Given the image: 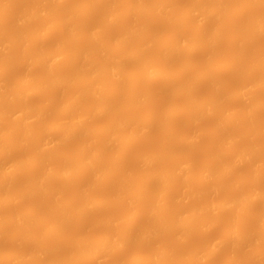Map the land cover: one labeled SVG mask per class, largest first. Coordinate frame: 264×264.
Masks as SVG:
<instances>
[{"label": "bare ground", "instance_id": "bare-ground-1", "mask_svg": "<svg viewBox=\"0 0 264 264\" xmlns=\"http://www.w3.org/2000/svg\"><path fill=\"white\" fill-rule=\"evenodd\" d=\"M8 1H9V3H8ZM8 1L6 2L5 0H0V8L1 9H2V7L6 8L8 6V4H10V6H12L15 3V0H13V2H14L13 4H12L11 0H8ZM32 1L33 2H29L30 10L28 12H26L27 10L25 9L26 11L23 10L25 13L23 11H19L17 13H20V15L17 13L13 14L14 18L17 16V18L14 19V20H16L15 22H16L17 26L14 25L15 22L13 23V22L9 21V20H11V19H9V17H11V16L13 17V15H10V14H12L11 9L13 8L14 5L12 7L8 6L10 8H6V9H8L9 14L4 9L5 12H3V14L1 13V15H0V23H2L1 24L2 26L0 25L1 26L0 27L1 28L0 29V57L3 55L0 58V62L2 63V65H0V68L2 66V68L0 69V123H2L3 120L5 123H7V122H10L9 120L14 121V119L16 120L15 123L16 124L18 123L16 129H14L15 128L14 126H16V125L13 126L14 128L11 127L12 131L7 130L9 128H7L6 126L4 127L0 124V126H2L3 128H6V129H2V127H0V194L1 193L3 194V196L0 200V210L3 211V209L6 208L5 207L6 204H9L7 206L16 205V204L18 205L23 200H31L32 198H34L39 193L40 194L46 193V195H48V196L41 195L42 196V198H41L40 195H37L35 198L39 204L36 207L29 209L27 211H24L22 213H20L21 211L19 212V210L22 208L19 209L16 207L15 211H12L10 213V215L7 214V216H9L7 218H5L6 214H5V216H3L4 213L0 211L3 214V215H1V213H0V231L5 228L6 224H8V226H11V224H12L13 227H11V228L12 229L14 228L12 234L14 233V235L11 234L12 237L10 235L9 242H10V240H11L10 244L12 242H14V243L21 242V241H19V239L22 240V236L24 235V233H30L31 223L36 222L38 220L39 213H40V207H41L40 205L44 202L43 199L45 200V198L47 197L46 199L49 200V201L47 200L48 203L52 199L53 200L50 203H54V201H56L55 203H57L59 201V199H58L59 195L58 194H60L61 191H59L60 193H57V192L53 193V191H58L59 189L56 188L57 190L56 189L52 190V188L56 187V186H53V184H58V183H53L57 176H61L64 178L63 179L60 177L61 180H64L63 184H65V182H66L68 186L70 184L72 185V186H69V187L66 186V187L70 188L71 191L73 190L74 192L73 191L72 192L77 197H74V199H73L74 195L72 193V196L70 197L71 199L69 198L70 200L68 199L67 203H65L66 201L64 203L61 202V206H60V203L59 204L57 203L59 207L56 206L57 204H55V203H54L53 207H50V206L47 207L46 206V209H48V211L50 210L49 214H50L51 218L48 216L49 214H48V211H46V209L43 210L44 213H41V214H45V212H47L46 215H43L44 217L43 216L42 217L44 219L45 218L47 219L46 216H48L49 219H51V220L53 219V221H50L48 219V221L47 220L44 221L45 223L43 221L40 222V223H44V227L45 226L46 227H45V229L44 228L42 229L44 231V233L41 231L43 233V235L41 237L31 238L32 241H38L41 243L40 248L36 252H34V254L24 253V252L18 251V250H17V252L13 251L11 253L8 252L5 254V252H6V249H5L4 253H3V251H1L3 254L2 253L0 254V264H32L33 262H31L30 259L34 255L37 257V259H38L37 261L46 257L47 255L48 256L51 255L52 258H51V260L49 259L50 261L47 264H62V263L65 264V262H66V264L67 263L68 264L69 263L77 264L80 262L81 258H83V259L86 258L87 260L88 259L90 260V259H93L92 257L97 258V257H99L97 255H100V258H97V259L99 260V262L102 261L101 259H103V263L98 262L99 264H104V263L110 264L107 261V259L109 260V257H108L109 253L111 255V256L110 255L109 256L112 257V255L114 256V254H115V252H113V251L117 250L116 252H118V250L119 251L124 250L123 248H126L127 246L133 245V244L137 245V243H138V247H140L139 248V250H140V249L144 248L146 246V244L149 245L151 240H153V239H154V241L158 240V239L163 240L166 237V235H165L166 232L171 231L170 229L173 230V231H171V233L175 232V234H177V235H181V234L187 232L186 238H188V236H189L188 234L190 233L189 231H190L191 227H192L191 231H194V229H195L194 226H196V225L198 227L202 228L203 230L208 231V228H210L209 226L213 225L217 221V219H218L217 216H221V215L229 212L228 214L231 215V217H234L233 216L234 214L236 217H239L238 215H240L241 216L240 218L234 219L235 218L234 217L233 219L238 220L239 222L240 221L242 222V219L244 217H246L247 214L249 215L251 213V210H249L251 207L253 208L256 206L259 209H260V207H264V188H263L264 186L263 187L260 186L261 184H257L258 187L255 184V187H257V188H252L253 190L250 189V190H252L251 193H250V190H244L245 188H243L242 191L244 193L242 192L238 195H236L237 194L236 193L233 196H232V193H230V195L228 194L229 196L228 195L224 196L222 198V200L220 199V201L215 199V197H216L215 195L218 193V191L221 188H223L224 186H226V185H224V183L225 182L228 183L227 179H225V178H227L231 174V172L236 171L238 169V168H236L237 166L240 167L241 165L245 164V162H248V161L250 162V159L253 156H256V157L259 156L260 160L256 164H254L256 161L253 163L254 168L252 170L254 172L252 171L253 174L251 173V175H250L251 177H253L252 179L253 180L257 179V180H259V182H261L260 180L263 179L262 178L263 175H261L262 176L261 177L260 174L263 173L262 169H264V145L262 143H259V145L260 144L261 145L258 146V143L255 142V146L256 147L258 146L257 148H255L254 144L251 143L252 142L251 141L250 142L251 145H250V143H248L246 146L244 145L242 148H244V147L245 148L242 150H239V149H241V147L238 148L236 145V143L238 141L235 142L236 141L235 139L238 140L239 138H237V137H238V135L240 137L241 133L239 130H237V131L235 130L237 128L234 129L233 123H238V122H234L235 120H237V118H233V117L236 116L235 114H237L238 111L236 110L237 111V113H236L235 109H232V108L227 109L224 107V105H221V102L223 103L225 98H226V95L222 96V94H221V93L224 94L225 92H223V90L225 91V89H226V85L224 83L220 82L221 78L219 80L218 79L219 77L213 76L216 74H210L211 76H209V75H207L208 73H206V71H204L205 69H202L203 71H199L198 72L199 74H197V76L191 82H190V80H188L189 83L184 84L183 87L181 86V88L178 89L180 91V93L188 92L187 96H189V97H187V101L183 106H181L179 104H176V105H179V106H176L175 103H174V105L173 104L170 105L169 102H166V103L164 102L163 104L166 105L165 107L163 104H161L160 107L158 106L159 109L158 108L153 109V110L149 109L150 111L148 109H146L150 105V103H152L153 101H156V99L158 100V98L162 97L163 95H164L163 97H167L168 96L167 93H169V96H170L171 95L170 91H172V95H173V90H172L173 88L171 85H170L171 87L168 86L169 84L167 83V82H170V84H171L173 79H175V77H172V73L170 74V72L172 70L171 69H170L171 71L169 70V68H171V67L173 68V66H171V65H173L172 64L173 60H175V62L176 61L178 62L180 60L179 56L182 53H185L189 57H193L197 52L198 53L208 52L205 54H207L208 56L211 57V52H209V51H211L212 49H215L218 41H220L219 39H221L220 36L222 37V35H221L222 29H224V26L227 25L225 22L224 16L228 15V12H230V11H231V13L233 12V15L229 13V16H226L228 18V21L231 23V26H233V27L229 28V30H225V33L226 32L230 33V31H231V33H233V34L230 33L233 37V39H231L232 40L231 44L233 42L235 45L239 46L240 49H242V52L244 51L245 47H243L244 45L242 46L241 44L245 43V41H247V40H248L247 42L249 43V41L253 40L252 38H254V37L263 36V34H264V13H263V15L257 14L259 12H253L252 13V12H250V10L252 9V6L254 3H255V5L260 6L259 8H261V9H262V7L264 8V0H242V2L244 3L243 6L246 9H244L243 6L239 4V3H242V2H240L241 0L240 1L239 0H231L232 2L231 1L229 2L228 0H189L190 2L191 1L192 2L189 4L187 3L189 6L186 5L185 8H187V6H188V8L187 9L184 8V10L185 11L187 10L186 12L189 14V16L191 14H193L195 16L197 15L196 18H197L198 23L196 24L197 30H196V28H194L195 31H193L195 35L192 37L189 35L190 37H188V38H187V35L183 36V34L180 35V33L177 35H172L174 32H170L168 30L169 26L171 28V27H174L176 25V27H178V28L179 27L184 28L185 27L184 25L188 24V21L187 22L185 21L186 18H183V20L185 21V24L183 25L184 21L182 20V18L179 17V15H178L179 12L177 10L180 7V5L178 6L179 2L176 0H167V1H162V0L161 1H158V0L155 1L154 0L153 4H150V2H152L150 0H149L150 2L148 0H138V1L137 0H135V1L125 0L127 2L125 4L123 3V5H126L127 3L128 4L124 7L121 6L122 4L121 5L119 4L120 1L118 3L115 2L116 0H82V2H81V0L80 1L79 0H74V1L71 0L72 3L70 2V0H38V2H36L37 0L36 1L32 0ZM34 1H35V3H34ZM237 1H239V3H237ZM5 2L8 4H6ZM76 2H79V3H76ZM161 2H163V3H161ZM164 2L165 3L167 2L168 4H172V5H169L170 8H168L167 3L165 5ZM233 2L237 3L236 6L234 3L235 7L234 6L232 7L230 5V4H233ZM156 3L158 5H159V3L162 5H159V6L154 5ZM175 3L177 4L178 7L176 6ZM68 4H70V5H68ZM118 4L121 7H119ZM238 4H239L240 9L237 6ZM174 5H175V7H174ZM155 6L157 9L155 8L156 10L154 11L153 7H155ZM162 6H166L167 9H164V7H162ZM247 6L249 7V10L247 9ZM159 7H160V9H159ZM117 8H119V11ZM121 8L124 10L127 18H128V16H130L129 19L124 18L125 21L122 19L123 15L125 17V14L120 12V11H122ZM232 8H236V10L235 9L233 10ZM237 8L239 9V11H237ZM241 8H242V10H241ZM158 9L160 11H157ZM230 9H232V10H230ZM148 10L152 11V12L149 11L151 14L154 11V13H158L159 16L160 15L162 16V17L160 16V18H161L160 21L164 20L163 23H165V24L161 23V24H163L162 28H164V29L157 28V26L155 28L158 30L153 28V26L151 28H148V26L150 27V25L153 24L150 21L151 18L149 20V17H151V14L148 13ZM175 10H177V11L174 12V15H173L172 13ZM247 10H248L250 16L252 14H254V15H252V17H249V14L246 13ZM10 11H11V13H10ZM103 11L104 12L107 11L105 15H103L104 14ZM236 11H237V13H234ZM100 12L102 13L103 17L101 16ZM183 12L181 13V15H183ZM244 13H246L248 16H246V14H244ZM148 14H149V17H148ZM175 14H177V15H175ZM238 14L240 17L237 16ZM8 15H9V17H8ZM97 15L100 16L101 18L97 17ZM136 15H138V16H136ZM119 16H121V18ZM131 16L135 17L133 19H136V17H137V19H139V20H136L135 24H130V22H131L130 20H132ZM140 16H141V18H140ZM176 16H178L182 21L180 19H179V21H178V19H175V18H178ZM183 16H185V13ZM143 17L145 18V20ZM238 17L241 19L242 18L244 19V20L242 19L243 20L242 23H241V19L237 20V19H239ZM247 17L249 20L247 19ZM5 18H7L9 20H7ZM102 18L105 19V22H106L105 26H104V21H103L104 19H102ZM222 18H224V19H222ZM232 18L235 20H233ZM3 19H5V20H3ZM41 19H42V21H41ZM83 19H85V20H83ZM214 19H215V21L218 20L217 21L218 23H220L219 22L220 19H222L224 21V22L221 21L220 24L216 23V24H218V27L220 25V27H222V28H217V26L215 25L216 27H214L212 29L209 28L210 31H206V29H208V28L206 27V29H204V26L205 25L207 26V23H209L210 21L211 22L214 21ZM245 19L248 21L246 22ZM14 20H11V21H14ZM99 20H101V22L103 23V24H101L102 26L98 25L100 22ZM174 20L178 21V23L177 22L175 23ZM5 21H6V24L8 22L12 23V25H10V23H9V25L11 27L10 29L4 28ZM81 21H82L83 25H81L82 24ZM121 21L123 22V24L117 25ZM234 21L237 22V24H235ZM44 22H46V23H44ZM243 23H244V25L247 23V25H245V28H243L244 26L242 27V25H241ZM124 24H125V26H127L126 28H124L125 27ZM128 24H129V26H128ZM170 24L171 25L175 24V25L171 26ZM40 25H43V26L39 27ZM110 25H111V27H110ZM115 25H117V27H120V28L122 26V28H121V29H123V31L121 30L122 33L120 31L119 34H118V32H116L115 35H112L110 29H112L113 27H114V29H117V27H115ZM164 25L167 26L166 29H165ZM12 26L17 27V29L16 28L14 29V30H17V33L12 31L13 30ZM35 26H36V28H34ZM247 26H248V29H246ZM19 27H20V29H19ZM37 27H39V28H37ZM104 27H106V29ZM159 27H161V26L159 25ZM3 28L5 29V31H7V33H5V31L3 33V30H4ZM85 28L87 29L88 32H86ZM152 28L155 30H152ZM81 29L82 30L84 29L85 31L83 30V32L84 33L86 32L87 34L86 33L83 34L81 32L82 31ZM100 29H104L106 31V33L104 34V32H105L104 30H103L104 32L98 31ZM18 30H20V32ZM164 30H167L168 32H170L169 35H168V32L166 33V31H164ZM96 31H98L99 33ZM112 31H114V30L112 29ZM178 31H180V30H177V32ZM100 32H101V34H100ZM182 32H183V29H182ZM11 33H13V34H11ZM50 33L51 34L53 33L51 36H55V35H57V33H58V35L59 34L60 35L61 34L66 35L65 37H64V35H61L62 39L61 38L59 39L61 42H59V40H58L59 44H57V42H56L55 44H57V45H55V44L53 45L54 50H53L52 46L50 48L49 46L47 47V45H45V44H47L46 42L48 41V38L50 37V35H49ZM192 33H191V35H192ZM9 34H10V36H9ZM4 35L5 36L7 35V37L9 36V38L6 37L7 38L6 39ZM85 35H87V36H85ZM97 35H102V36L104 35L103 36L104 38L101 36L100 37L101 39H100ZM105 35H107V36H105ZM109 35H110V38L108 37ZM67 36L71 38V39H69L70 41H73L72 45L68 41ZM226 36H227V33H226ZM111 37H114V39H112ZM29 39H30V41H29ZM50 39H51V37H50ZM63 39L67 40L69 43L63 42V41H65ZM31 40H32V42H31ZM27 41H29V43ZM54 41H56V40H54ZM17 42H20V43H17ZM30 42H31L32 46L28 47V44L31 45ZM108 42H109V44L112 43V44H110V46H111V48H113V51L110 48L109 44H107ZM14 43H15V45L19 44L18 45L19 51L17 49L14 50L16 52V54H14L15 52L12 50L14 48H17L16 46L14 47ZM22 43H23V45H22ZM34 44H35V46H34ZM132 44H134V45H132ZM20 45H22V46H20ZM212 45L213 46L215 45L214 48ZM106 46L108 49L106 48ZM20 47H21V50H20ZM226 47H227V45H226ZM47 48H49L50 51ZM209 48H211V50H208ZM233 48L235 49L234 46H233ZM51 49H52V51H51ZM109 49H111V51ZM223 49H224L223 55L228 54V52L227 53L225 52L226 48H223ZM46 50H48V52H46ZM263 50H259V51H261V53H259V55L257 54V56H259L258 57L259 59L257 58V60H256V58H255L256 61L250 60L249 61L250 64L247 63L248 61H246V62L243 61L244 54L242 55V54H240V51H238L239 53H237V54H238L240 59H236L234 62H233V60H234L233 59L232 61H230V63L227 62L225 64L224 63L222 64V62H221V64L217 67V69H218L217 71H220V72H222L221 70L224 71L225 69H229V71L231 69V72H232V70H234L233 71L234 73H232L233 77L236 75L235 71L237 72L238 67L242 68V69L239 68V71L237 72V75H236V76H238V74L240 73L239 78H241V76H242V80H240L238 77H236L239 79V80L238 79H236V80H238V83H239L238 85L240 86L241 90L239 89L236 93L233 91V93L230 94L231 95L230 98H233L232 100L237 102V103H240V104L243 103V104H246V106L249 105V107H248L249 110L246 107L245 112H243V114L240 117L241 119H243V120L245 119V120L250 122L249 126L251 128L249 126H246L247 128L249 127V131H250V132H248V135L245 134V133H247L248 129L246 130V127H245V129H244L245 131L243 130L244 134L249 136V137H252L249 133L254 134V132H252V131H255V134H256V130L258 128L260 130L261 129L260 126H262V125L264 126V124L261 125V123L259 122L255 128V124L259 121L258 117L256 116L257 113H255V112H258V111L260 112L261 109H262L261 111H264V101L260 100V98L262 97L261 96L262 94H260V92L264 91V51ZM66 52H68V54L70 52L72 53V55L70 54L72 56L71 57L72 60L66 56L67 54L66 55L64 54ZM209 53H210V55H209ZM246 53H247V51H246ZM11 54L14 55V57H15L14 60L12 59ZM15 55L18 56V58ZM231 55H232V53H231ZM28 56H30V58H32V59H30V61L28 59L29 58ZM208 56H207V58H210ZM241 56H242V58H241ZM61 57H63V60L61 59ZM64 58H65V60H64ZM177 58L179 60H177ZM235 58H237V57H235ZM15 59H17V60L15 61ZM245 59H247V57L244 58V60ZM68 60H69V63H67ZM64 61H65V63H67L66 66L70 64L69 67L71 68L73 66V68L71 70L65 69V71L60 70V72H59V70L55 71L54 70L55 68L59 69V68H57V66H60V65L65 66ZM251 61H254V62L251 63ZM175 62H174V64H175ZM177 62H176V64H177ZM155 65H158V67L160 66V68H162L164 66L163 69L166 67L164 69V70H166V73L168 71H170V72H168V74H165V71H163V69H162L161 72H163V74L160 72L158 73V71L156 72V70H155V68H156ZM199 65H201V64H199ZM168 66H170V67L167 68ZM129 67H132V68H129ZM127 68L132 69V70L128 73L125 71V70H127ZM14 70H16V71H14ZM19 70H20V72H22L24 70L22 72L21 76H19L20 78L18 77V75H20ZM157 70H158V68H157ZM251 70L255 71V74L253 73V75L255 77L252 75L253 71H251ZM12 71L14 73H18V72L19 73H18V75L17 74L13 75L14 73H12ZM127 71H129V70H127ZM180 71H181V69H180ZM185 71H187V69ZM200 72H205V73L200 74ZM241 73H244V76ZM256 73L259 74V75H257L258 78H256ZM11 74L13 75L14 80L18 77V79H16V82L12 81V82H14V84H12V82H9L11 79L13 80V78H11L12 77ZM228 74H229V72H228ZM233 74H235V75H233ZM250 74L252 75L251 77H250ZM124 77L129 78L128 79L129 81L126 80L127 81L126 86L123 87L122 80ZM245 77L249 78V79H247V81H246ZM7 78H9V79L7 80ZM145 78H146V80H149L150 83L154 82V80L156 81L158 79L159 80L163 79L168 84L167 87L163 86L162 91H164V93L163 94L161 93L162 96L156 95L155 93L151 92L152 87L146 89V87H145L146 85H145V81H144ZM201 78L205 79L206 82L208 84H210V87L213 86L212 88H214V93L211 92L210 93L211 96L209 94L207 96L208 98L206 97L207 99L205 98L202 100V102H198L201 100L198 99V97L196 96L197 95L196 93H194V94H196L194 96L193 92L195 91V89L197 90V88L199 86L198 84L200 83L199 80ZM250 78H251V80H250ZM252 78H255L254 79L255 81L252 80ZM124 79H126V78H124ZM234 79H235V77H234ZM236 80L235 81L233 80V82H235V84L237 83ZM244 80L246 81V83H247L246 85H248V86L245 85ZM248 80L253 81V82L250 83ZM239 81H242V82H239ZM142 82L144 84V85L142 84V86H144L143 88L140 84ZM9 83H11V85ZM150 83L148 86H150ZM240 83H242V84L244 83L242 86L244 88V85H245L246 88L242 89V86ZM69 87H71L70 88L71 90H72V88H74L73 89L74 93H71L70 97H68V99L66 98L64 100L65 102L61 101V106L59 109L60 111L58 110V115L56 116L57 120H55L53 123L49 120L48 121L51 123L47 122V119H50L48 117L50 116L51 112L53 111L52 110L53 107H55L56 106L55 104L59 103L58 101H60L63 98L62 96H64V95H62V94H65L66 93L65 91H67L69 89ZM122 88L124 90L126 89L125 90L126 93H125V91H122ZM157 88H159V87H157ZM201 88H202V86H201ZM212 88H211V90H212ZM236 88L238 89L239 87H236ZM73 90H72V92H73ZM121 91L124 92L123 95H122ZM46 92H49V93H46ZM150 92L154 96H156V97H154V98H156L155 100L152 97V94ZM175 92H178V91L175 90ZM195 92H197V91H195ZM44 93L49 95L48 96L49 98H47V100L41 101L42 103L40 105H39V102H35L33 100L32 97L34 95L37 98V96H40V94L45 95ZM204 93H206V92H204ZM258 93L260 95H258ZM169 96H168V98H169ZM258 96H260V97H258ZM30 97L32 100L30 99ZM196 97H197V99H196ZM257 97H258V100H260L261 102L257 101ZM263 98H264V95L261 99H263ZM242 101H244L245 103ZM62 102H63V104H62ZM10 103H11V105H10ZM13 103L16 105L13 106ZM167 103H168V105H167ZM144 104H145V106H144ZM230 104H231V102H230ZM238 105H237V107H239ZM14 107H16V108H14ZM161 107L162 108L164 107V108L161 111H158L161 109ZM196 107L198 109H196ZM225 109H227V110H225ZM256 109H259V110H256ZM139 110H141V111H139ZM246 110H247V113H246ZM127 111H132V112L128 113L129 116H127ZM222 111L227 112V114H229L228 118L219 117L220 112H222ZM49 112H50V114H49ZM141 112L143 115L141 114ZM181 114H185L186 116L189 117L188 118L189 120H188L187 117L185 116L186 117L185 118L186 124L189 123L190 121H192L190 123L193 124L194 120H195L194 124L198 123L197 122L198 120L204 119V118L208 119V116H209V118H211L212 115L214 114L215 116L213 115V117L214 118L216 117L215 119H217V117H218V119L216 120V121H218L217 122L218 124H216L217 126L215 125V128L217 127V129H215V132H217V134L219 133L218 134L219 137L217 139L220 141H217V142H220L219 146H222L221 145V143H222L223 147L227 143L226 146L228 148L221 147L220 150H217V153H215V154L212 153L213 154L212 158H214V160H216L217 162L214 160H211L210 163H206V164L202 163L205 168H203V166L201 167V169H203V170H202V172L200 171L201 173L198 175L199 177L197 176V178H199V180H201V182L203 184L197 179L198 180L197 183H200L201 186L199 185L200 187L199 188L197 187L196 192H194L195 189H194V191L191 192V195L193 196V198L197 197L196 200H200L201 198H199V197L200 196L204 197L206 195V193L208 192L207 193L208 195H206V196H208V198H209V195H212L216 201L213 200V197H212V199L209 198L211 200H208L209 203L207 202V204H205L206 205L205 206L203 204H200L199 201H197V203H195L196 202V200H195L194 204H192L191 206L196 207V206H194L196 204H197V206H199V204L201 206L194 208V209L187 208L188 210L184 211V212L181 209L182 207H180V210L182 211L181 214H179L177 216V214L175 212L176 218L174 219V223H173L175 227L173 226V224H170L171 222L170 223L167 222V226L165 227V229H162L163 223H166V222H165V219H163L164 216L162 214L160 215V213H162V211H165L164 208L167 207L166 205L171 203V201H169L170 198L168 199V197H170L169 195L171 194V192L174 189L175 181H173V180L174 179L175 180L182 179L184 182H186L187 178L189 176L191 177L192 173L194 176L192 175L191 180L194 179V177H195L194 167L191 170L190 167L192 165H191V162L189 161L190 159L192 160L193 156L191 158H187L189 160H187V159H185V160L184 159H174V158L172 159L173 155L170 156V154H171L170 151H172V150H169V149H170V147L172 149H176V147H172L171 145H173V144H171L170 142L163 144L164 145L163 149L166 148V150L168 148L166 144H168V146L170 145L168 148V150H169L168 152L170 154H168L167 151L163 150V149H162L163 153H161L162 155H157L156 154L157 151H155L156 153L154 154V152H152V150H150V151L144 150L145 151L144 152L142 149L140 151V154H139V152L136 154V156L138 158L135 157L136 162L138 160L137 164L139 163L138 167H136L137 171H139V172L140 171L143 172V170L151 171L152 170L151 168L153 167V165L151 166V164L156 165V162H157V165H158L159 162L156 161L158 159H160V161L162 163L164 162V164H166V161H167L168 166L164 165V164H162L160 166V164H161V162H160L159 166H158L159 169L157 171L160 172V170H161L160 168H163V167L166 168V170L162 169L161 170L162 172H160V173L155 171L156 172L155 175H152V173L154 174V171H152L151 174H149V172H148L149 175L144 174L146 171H144V173L139 174L140 178L143 176L141 181L139 180L140 178L137 181L139 183V185L141 184V186H138V187H141V188L137 187V191L133 190L131 192H130L131 188H129V187H131L130 183L133 184L134 180L136 181V179L138 177L132 178L133 175H130V174H129V176L128 175L125 176L126 173H123V172H121L119 174V172H120L119 170H121L119 167L121 165H123V167L125 165H127V164L124 165V162L127 161L126 158H129L127 153H128V151H130V147L132 148L133 145L139 139V138H137V136L140 137V135H143L144 137L143 136H141V137H143L142 139H145L146 135H150L152 133L151 131L152 130L154 131V128L159 130L160 127H161V130L163 129L162 131H163V133L165 132L166 135L172 134V132L175 130L174 126H176L173 124L172 121L174 120V118L176 116L181 115ZM244 114H245V116H244ZM47 115H48V117H47ZM161 115L164 116V119H163V116H161ZM231 116H233V117H231ZM136 117L137 118L140 117L142 119H136ZM243 117H245V118H243ZM253 117L255 118V120H253L254 119ZM94 118H97V119H94ZM6 119H8V121ZM88 119H90V120L92 119L91 121H97V120L101 121L102 120V123L104 122L103 125H105V124L106 125L104 128L100 129L103 126L101 123V125L98 126V127L101 126L99 128L100 130L98 129V127H96V128H93L91 131L86 126V123L89 121ZM233 119H234V121H232ZM105 120H107V121L105 122ZM162 120H164V122ZM251 122H252V124H251ZM34 123H35V125H34ZM190 123L187 125H191ZM262 123H264V121ZM253 124H254V126H253ZM196 125H198V124H196ZM235 125H237V124H235ZM198 126H200V125H198ZM202 126H203V124H202ZM257 126H259V127H257ZM253 127L256 130H254ZM229 128L231 130L233 129V132L227 130ZM201 129H203V128H201ZM263 129H264V127H263ZM195 130L198 131L199 129L195 128ZM86 131L88 132V134H86V135H89V132L90 133L92 132V136L97 135V134H98V136L100 135L99 138L97 137L99 140H101L104 137L105 140L104 139L103 140H104V142H106L105 146H103L104 143L101 146L95 145L97 143V141H99L98 139L95 140L93 138L94 140L91 139V141H92L91 142V141H89L90 139H88V136H87V140H85L86 137H84V136H86L85 135V133H87ZM95 131H97L96 134H95ZM222 131L226 132L227 134L222 133ZM229 132H231L230 133V136L232 135L231 137L228 136ZM55 133H58L59 135L56 134L55 137H52L53 136L52 134H55ZM185 133L183 134L185 137L182 136V137H184V139L180 140L181 144H179V143L178 144L180 145V147L182 146L183 150H184L183 146H186L185 150L189 151L190 147H191L190 149H192L193 146H195V143L197 145L200 142L202 135H200L201 137L199 136V134H201L200 130H199V132H197V133H199L198 135L194 134V135L198 136L199 138L194 136V135H190L188 133L186 135ZM236 133H238V134L236 135ZM11 134H12V136L14 135L13 137L19 138L16 141L15 145L5 144L6 141L9 140L10 137H12V136L9 137V135H11ZM220 134H223L222 137H224V138L226 137L225 135H227V137H226L227 141L225 144H224V140H226V139L223 138V141H221L222 137L220 136ZM234 134L237 137H234ZM49 135H52L51 137L53 139L55 138L54 141L58 140L59 142L56 141L54 143V141L53 142L51 141L52 139L49 140V138H50V137L48 138ZM77 136H79L78 138H80V139H77ZM168 136H170V135H168ZM209 136H211V135H209ZM6 137H8V138H6ZM75 137H76L77 141L73 140V138L75 139ZM35 138L41 139V143L36 145L35 152L31 151V154H30L31 156L28 157L29 154L26 156L27 158L25 156H15L16 153L19 152V150L16 151L17 149L25 150L27 148V147H22L23 145L28 144L27 145L28 148L32 147L33 145H31V144H32L33 140L31 143H29V142L31 139H35ZM57 138H60V139H57ZM81 138H82L83 142L81 141ZM13 139H15V138H13ZM198 139H199V141H198ZM3 140H5L4 141L5 143L3 142ZM71 140H73V141H71ZM74 141L78 142V144H80V145L78 146V144L77 143L75 144ZM93 141H95L94 145H93ZM7 142H9V141H7ZM71 142L74 143L75 147L77 146L76 147L77 150H76V153L74 151V153L76 155L73 153L74 157L71 154V155H69L70 158L68 159V157L66 156L67 155L66 152L69 148V145L72 144ZM246 142H244V143H246ZM149 143H150V141H149ZM151 143H153V142H151ZM29 145H30V147H29ZM66 145L68 146V148ZM34 146H35V143H34ZM175 146H177V144ZM247 146H249V147H247ZM23 148H25V149H23ZM76 148H74V150ZM177 148H179V147H177ZM63 149H64V152H63ZM120 149H121L122 153L119 151ZM193 149H195V148H193ZM225 149L227 152L225 151ZM234 149L236 151L238 149V152H236ZM233 150L236 152L235 155L233 154L234 155L232 158L233 161L231 160L232 162L229 164L227 163V161H224V163H227V164H223L222 162L224 159H222V158H225L227 156V155H224L223 153H225V154L230 153V155L232 156V153H235ZM58 151L60 153H63V155L60 154L62 156H64V153H65L64 158L67 157L66 158L67 160L61 159L63 163H64V161L65 162L67 161L66 162L67 164L66 163H65V165L63 164L62 166H65V167H63V169H61L62 168L61 167L60 171H57L52 167V163H51L50 158H49L51 155H53L54 153H56ZM117 151H119L120 153H118ZM147 151H148V153H146ZM222 151H223V153H222ZM114 152L117 154H115ZM110 153H112V154H110ZM113 153L115 155H113ZM124 153H125V155H124ZM118 154H121V155L118 156ZM152 154H154V155H152ZM158 154H160V153H158ZM167 154L171 158H169ZM3 155H5V157ZM8 155H10V157L15 156L16 159L17 158L21 159V157H22V161L21 160L15 161L16 159L14 158L13 162H10L12 160V159H10V160L6 161L5 163H3L4 162L3 160H5L4 158H8ZM108 155L111 158H109ZM230 155H229V157L231 159ZM62 156H59V157L61 158ZM105 156H107L106 159L107 158L109 160L112 159L111 162L108 159H107L109 161L108 163H107L106 159H105L106 161H103ZM123 156H125V157H123ZM167 157H168V159H167ZM23 159H25V160H23ZM165 159H167V160H165ZM169 159L171 161H169ZM128 160L130 161V158ZM176 160H177V162L179 161V163H175ZM182 160H183V162H182ZM102 161L106 164H104ZM168 161L172 162V163L169 164ZM7 162H9V163H7ZM213 162H216L215 166H214ZM173 163H175V165H173ZM183 163H185V164H183ZM132 164H134V163L132 162ZM176 164H182L181 166L184 168L181 169L182 167L179 166L178 170L174 169L175 167L177 168V166H178ZM209 164H213V165H210L207 167L205 166V165H209ZM139 165H140V168L142 166V169L139 168ZM183 165H185V166H183ZM199 165H201V164L199 163ZM144 167H147V168H144ZM168 167L169 168L173 167V169L169 170ZM195 167H197V166H195ZM121 168H122V166H121ZM147 169H149V170H147ZM29 170L33 171V173H32L33 177L30 179H29L28 174L31 173V171L29 172ZM216 170L218 172H220L221 175L219 173H217V175H216L215 174V172H217ZM191 171H193V172L191 173ZM26 172H27V176L24 175V174H26ZM21 174H23V176H25V177L23 178L21 176ZM87 174H88V178H87ZM218 174L220 176H224L225 174H227V176L225 175L224 178H220V176ZM157 175L162 179V180L161 179L158 180V181H162L160 192L157 191V190H159L158 187L160 186L159 182L156 183V185H155V183H153L154 186H156V188H154V186H152V184L150 185V182L154 181L153 180L154 178H155V180L157 178H159ZM237 175H238V173H237ZM154 176H156V177H154ZM180 176L184 177V179L181 178ZM17 177H18V179L20 177V181L23 180V182L21 183L17 179ZM25 178L27 180H25ZM60 178H57V179H60ZM65 179H66V181H65ZM70 179H73L76 181H72ZM77 179H79V181L81 183L78 182ZM244 179L247 180V177ZM15 180L17 181V185H18V181H19V183H21L20 186H17V185L14 186L13 185L15 183ZM191 180H189L190 181L189 183L187 181L185 183L186 185L184 184L185 187H187V190L185 188V190L187 192L193 188V187H191V185H189L191 183ZM246 180H244V181H246ZM257 180H255V182ZM71 181H72V183L68 184V182H71ZM101 181H103V182H101ZM95 182H100L99 183L100 186H101V184H102V186L104 184L105 185L107 184V186H109L110 184H114V185L118 184L119 189H118V186L116 185L117 188L113 187L114 189H116L113 192V188H112L113 185H111V190L109 189V192H110V194H112L111 193V191H112L114 194V197L112 199L111 198L104 199L102 197L98 198V196L95 194L93 196V192L88 191V190L91 191L94 184L96 186L97 183H95ZM113 182H115V183H113ZM155 182H157V181H155ZM73 183L75 185L77 183L76 187H74ZM142 183H144L145 186L142 185ZM172 183H173V185H172ZM59 184H58V186H59ZM87 184H93V185H91L92 187H88ZM228 184L230 187L233 186V184L234 185L237 184L238 186H240L237 182L236 183L232 182V184L231 183H228ZM251 184H250V186L252 187ZM105 185L103 187L106 188L107 186H105ZM157 185H159V186H157ZM97 186H99V185L97 184ZM209 186H211V187H209ZM63 187H64V185L62 186V188L59 186V188H61V190L64 189ZM72 187H74V188H72ZM202 187H204V188L202 189ZM235 187L236 186H234L232 189H234ZM182 188L183 189H181V192L185 191L183 184H182ZM209 188H211L213 194H215L216 192L217 193L215 195L211 194V190ZM143 190H145L144 193L146 191H150L149 193H151L150 196L152 198L149 196V193H146L148 195L145 194L146 196H149V200H151L149 202L148 198H147V202L145 201V204L148 207L147 206L145 207L144 206L145 204L144 205L137 204L138 207L140 206L139 208L137 206L136 207L131 206L130 204L131 203L133 204V202H131V200L134 201V199H136L135 198L136 196H138L137 197L138 199H136V200H139L140 198H142V196L144 198L145 195L142 192ZM151 190H152V192L154 191L153 194H152ZM199 190H202V192ZM204 190L206 192H204ZM9 191L10 192L12 191V194L9 193ZM234 191L239 192V191H237V189ZM223 192H224V190H223ZM8 193L11 195L9 196ZM140 193H143L142 196L140 195ZM167 194H169V195L166 196ZM191 195L187 194L186 199L188 200L189 198H191L192 197ZM124 196H126L127 200H125ZM139 196H140V198H139ZM38 197H39V199L41 198L40 201H39ZM78 197H80V199H81L80 202H78L79 201ZM121 197H122V200H124V202L127 201L126 204L130 207V209H132V207H133V209L129 210L127 213V214L130 213L129 217H128V215H126L128 218L125 217V219L128 220V222L126 221L124 224V227H126V228L122 227L123 230H122V228H121V230H119L120 228L117 230V228H116L117 226L115 227V225H117V224H116V222L114 223V220H116V221L118 220V219H115L117 216H115V218L114 217L111 218L112 219L111 221L113 222L112 223V222H110V218H108L107 216L101 215L102 217L100 216V218H98L99 221H98V219H97V221H98V223L105 225V226H103L100 224V226H102L104 228L103 231L105 229H107L108 226L110 227V225L112 224L111 225L112 227L110 229L113 228L112 231L116 230V231H118V233L116 231L111 232V230L108 228L107 231L106 230L104 231V233L102 231L103 235L100 234L101 236L100 235L97 236L98 239L97 238H90V240H89V237H87L83 234H80L81 236L75 235L76 237L74 236L70 239V240H72L74 238L72 240L73 243L71 241H68V242H71V244H72L71 247L73 249L71 250L70 247H68V249H66L67 247L64 246V248L66 250L63 249V251H65L63 254H65V255L60 254L62 252L60 245L63 248V244L65 245V243H66L62 238V236L64 235V230L69 229V226L71 225V221H72L71 219L73 217L76 218V220L74 219L75 221H74L73 225H75V222H77L80 224L77 227L80 228V226H81V228H82L84 226V224H86V222H87L86 219L89 218V213H91V211L92 212L94 211L93 209H96L99 207L102 208L104 206L106 207L107 206L106 204L109 201H110L109 204L111 203V201L113 204L114 200H115L114 202H117L118 201L117 199H119V201H120ZM56 198L58 199V201L56 200ZM76 198L78 199V201H76ZM143 198H142V200H143ZM136 200H135V203H137ZM182 200L185 203L184 198ZM189 200H191V199H189ZM167 201H168V203H167ZM259 203H260V206H257V205H259ZM255 204H257V205H255ZM44 205H49V204H46L44 202L43 206L41 207V210L43 207L45 208ZM2 206H3V208H2ZM54 206H56V208H54ZM164 206H166V207H164ZM168 206L170 207L171 205L169 204ZM184 206H185V204H184ZM141 207H142V209L140 210ZM169 207H167V209L170 212L169 209L171 207L170 208ZM135 208H137V210ZM183 208H185V207H183ZM17 209H19V210L17 211ZM167 209H166V212H167ZM144 210H146V213H147L146 219H150V218L156 219V224H154L155 220H153V223H150L149 225L146 223L147 220L145 222H143L144 224L146 223L145 225H143V223L140 222V218L142 215L141 213H144ZM232 210L233 211L236 210V213L238 215L236 213L233 214ZM262 210L264 211V208H261L260 212ZM43 211H41V212H43ZM51 211H53V212H51ZM248 211H249V213H248ZM263 211L260 214H264ZM166 212H164L163 214L165 215ZM169 212H167V214ZM209 212H210V216L208 215ZM211 212H212V214H211ZM138 213L140 216L138 215ZM51 214L54 215L55 219H54V217L52 218ZM205 214H206V216H205ZM213 214H215L214 216H216V214H218V215L216 216V218H214V220H213V218H211L214 222H210L211 219L209 220V217H213ZM144 215H146V214H144ZM203 215L206 218L205 217L203 218ZM86 216H88V217H86ZM173 216L172 217L170 216V217L173 219ZM200 216H202V217H200ZM137 217H138V224H137ZM157 217H159L158 219L162 218L163 221H162V219L158 220ZM263 217H264V215H263ZM113 218H114V220H113ZM199 218L201 220H198ZM248 218H249V216H248ZM152 219H150V221H147V222L148 223L151 222ZM167 219H166V221H170L169 217ZM204 219H206V220H204ZM244 219H246V218H244ZM197 220H198V222H197ZM234 220H233V225H234V223L237 222ZM97 221L95 223H97ZM160 221H162V222H160ZM207 221L209 223H207ZM9 223H10V225H9ZM108 223H111V224H108ZM199 223H201V224H199ZM113 224H115V225H113ZM231 224H230V226H231ZM106 225H108V226L106 227ZM168 225H170V227H168ZM171 225L173 226V228H171ZM235 225L233 227L231 226L230 230L227 229L226 232H228V234L225 233L226 237L224 236L221 239V241L218 239V240H216V242L214 244H213V242L211 243L212 246L210 244H209L210 247L207 245L209 248H205L207 246L202 244L203 248L209 249L208 251L207 250L206 251L205 250H197V248H195L196 246H191V249L194 247V249H193L194 251H192L189 247V249L192 251V253L190 250L188 251L186 249L185 251L189 252L188 255L191 257V259L192 258L194 259V262H193V260L190 261L188 259V258H190V257H188V255L186 257H185V255H183V257L185 259H188L187 261H189V262H193L195 264L196 263L201 264L203 261L205 262L208 259H210V257H207L205 255V254H207V252L209 253L208 256H210L211 254L213 255V254H215L216 251H218V249L220 250L223 246H226V243H227V246H229V248H230L231 241L233 243V246L232 245L231 246L236 248L233 250V252L239 251V249L241 248L242 245L243 246L244 245L246 246V244L250 245L248 242L250 241V239H252L251 237H253V233L255 234V231H252L250 229L249 230L247 229V231L246 230L241 231V232H245V234H244V233H241L239 230V227H238L239 223H237L236 226ZM142 226H144V228L150 226V228L143 230ZM213 227H215V226H213ZM136 228H137V232H136ZM139 228L141 231L139 230V232H138ZM163 230H165V234H163L164 233ZM196 230H197V228H196ZM260 230H262V232ZM260 230L258 231V233L261 232L262 235L258 234L256 231L255 236L257 237V239H255L253 237L254 239H252L253 241L251 240L250 243L257 241L258 242L257 244H260L262 242V239L264 237V228L262 227ZM119 231H123V232L120 233ZM134 231L136 233H134ZM248 231H252L253 233L250 232V233L246 234V232H248ZM16 233H17V235H15ZM21 233H23V234H21ZM18 234H19V237H18ZM162 234L165 236L164 238L161 236ZM172 234H174V233H172ZM20 235H21V238H20ZM57 235H59V237ZM24 237L25 236H23V240H24ZM51 237L52 238L57 237V238L52 239ZM155 237L156 238L159 237V238L156 239ZM224 238L229 239L231 241L226 240L227 241L226 242V241H224ZM248 238H250V239H248ZM91 239H92V241H91ZM93 239H94V241H96L94 245L91 244V242H93ZM182 239L184 240V237ZM244 239H245V241H244ZM6 240L7 239H5V241ZM23 240L21 243H24ZM48 240H50V242L52 241L50 246L48 245L50 243V242L49 243L47 242ZM53 240H55L54 245L52 244ZM56 240H58V241H56ZM59 240L60 241L62 240L60 242L61 244L57 243V242H59ZM44 241L47 242L46 245L43 244ZM131 241H133V242H131ZM141 241H142V243L146 242V244H142V243L139 244V242H141ZM14 243H12V244H14ZM263 244H264V242H263ZM73 245H75V247ZM202 245H198V246L202 247ZM243 246H242V248H243ZM232 247L230 249H232ZM237 247H240V248L238 249ZM176 248L177 247H173V248L170 247L171 251H168V249H166V251H165L164 247L161 248V250L157 249L159 251V252L156 251V253L158 252L157 254H152V257H151V255L150 256L148 255L150 257V259L148 257H147L148 259L145 258L142 255V253H139L142 256H139V254L137 253V254H134V256H133L134 258L132 257L129 260H125V262L121 261V264H124V263L125 264H157L160 261L159 259H161L159 264H165V262H168L170 260H171V262H173L176 258L175 256H179L180 261H183V260L186 261L183 257L181 258V256H182L181 254H184V249H183V252L178 250L181 253L179 252L177 255H176V253H175V255L174 254L172 255L173 249L175 251ZM145 249H147V248H145ZM200 249H202V248H200ZM67 250H68V252H67ZM223 250H224V248H223ZM187 252H186V254H187ZM103 254H105V255L103 256ZM105 256H107V258ZM165 256H169V257L166 258ZM171 256H174L175 258H173ZM140 257H143V258H140ZM161 257L163 259H165L164 263H162L163 259ZM168 258H170V259L168 260ZM78 259H79V262H76V261H78ZM157 259H158V261H156ZM213 259H215V258H213ZM179 260H177V261H179ZM195 260L200 261V262H195ZM37 263L40 264L41 262H37ZM115 263L118 264L117 262H115ZM112 264H114V263H112ZM119 264H120V262H119ZM166 264H169V262ZM257 264H259V263H257Z\"/></svg>", "mask_w": 264, "mask_h": 264}, {"label": "rangeland", "instance_id": "rangeland-1", "mask_svg": "<svg viewBox=\"0 0 264 264\" xmlns=\"http://www.w3.org/2000/svg\"><path fill=\"white\" fill-rule=\"evenodd\" d=\"M6 2L8 1V0H5ZM12 1V4L14 3L13 2V0H11ZM36 1V0H35ZM35 1H34V3H35ZM74 1V0H73ZM80 1V0H79ZM120 1V2H119ZM122 1V2H121ZM124 1V2H123ZM129 1H131V0H129ZM133 1H135V0H133ZM132 1V2H133ZM138 1V0H137ZM149 1V0H148ZM150 1H152V2H150ZM149 2H150V4H153V1L154 0H150ZM156 1V0H155ZM158 1H161V0H158ZM162 1H167V0H162ZM176 1H178L179 2V4H178V6L180 5V7L177 9L178 10V15H179V17L180 18H182V20H183V18H186L185 19V21L187 22L188 21V24H185V21H184V23H183V25L185 26L184 28H178V27H176V25L175 24H172V25H175L174 27H171L170 28V26H169V28H168V30L170 31V32H174L172 35H177V34H179L180 33V35H182L183 34V36H185V35H187V38L188 37H192V36H194L195 34H194V32L193 31H195L194 30V28H196V30H197V23H198V21H197V18H196V16L195 15H193V14H191L190 16H189V14L184 10V8L186 7V5H188L189 3H191L189 0H176ZM189 1V2H188ZM229 2L231 1V0H228ZM240 1V0H239ZM239 1H237V3H239ZM5 2V3H6ZM29 2H33L32 0H15V3L12 5L13 6V8L11 9V11H12V14H10V15H13V14H16L17 12H19V11H26V12H28L29 10H30V4H29ZM36 2H38V0L36 1ZM70 2H71V0H70ZM81 2H82V0H81ZM115 2H119V4L121 5V6H126V5H123V3L125 4L127 1H125V0H116ZM169 2V1H168ZM171 2V1H170ZM232 2V1H231ZM240 2H242V0L240 1ZM8 3H9V1H8ZM8 3H6V4H8ZM33 3V4H34ZM69 3V2H68ZM72 3V2H71ZM76 3H79V2H76ZM161 3H163V2H161ZM165 3V2H164ZM167 3V2H166ZM166 3H165V5H166ZM177 3V2H176ZM175 3V4H176ZM188 3V4H187ZM234 3L235 2H233V4H230L232 7L234 6ZM237 3H235V6H236V4ZM243 3V2H242ZM242 3H239L240 5H244V3L242 4ZM74 4V3H73ZM116 4V3H115ZM118 4V5H119ZM239 4L237 5L238 6V8L240 9V7H239ZM68 5H70V4H68ZM117 5V6H118ZM119 5V7H121ZM154 5H158L157 3L156 4H154ZM159 5H162V4H160L159 3ZM158 5V6H159ZM164 5V4H163ZM169 5H172V4H168L167 3V7L168 8H170L169 7ZM252 5V4H251ZM255 5V3L253 4V6ZM8 6H10V4H8ZM6 7V8H10V7H12V6H10V7ZM67 6V5H66ZM115 6V5H114ZM116 6V7H117ZM129 6V5H128ZM157 6V7H158ZM176 6H177V4H176ZM177 6V7H178ZM183 6V7H182ZM189 6V5H188ZM188 6H187V8H188ZM234 6V7H235ZM252 6V9L250 10V12H259V13H257V14H262L263 15V13H264V8L262 7V9L261 8H259L260 6H258V5H255L254 7ZM257 6V7H256ZM68 7V6H67ZM162 7H164V9H167L166 8V6H162ZM174 7H175V5H174ZM246 7V6H245ZM6 8H4V7H2V9L0 8V15H1V13L3 14V12H5V10L7 11V13H8V9H6ZM29 8V9H28ZM156 6L155 7H153V10L155 11L156 9ZM187 8H185V9H187ZM231 8V7H230ZM237 8V11H239V9ZM243 8H244V6H243ZM5 9V10H4ZM26 9V10H25ZM118 9V11H119V8H117ZM122 9V8H121ZM125 9V8H124ZM159 9H160V7H159ZM157 10V11H160V10ZM163 9V8H162ZM163 9V10H164ZM175 9V8H174ZM233 10L235 9L236 10V8H232ZM232 9H230V10H232ZM244 9H246V8H244ZM247 9L249 10V7L247 6ZM4 10V11H3ZM177 10H175V11H173V15H174V12H176ZM229 10V11H230ZM241 10H242V8H241ZM240 10V11H241ZM248 10H247V12L246 13H248L249 14V12H248ZM11 11H10V13H11ZM23 11V12H24ZM149 11H151V10H148V13H150ZM154 11H153V13L151 14V17H149V14H148V17H149V20H150V18H151V22L153 23V24H149L150 25V27L148 26V28H151L152 26H153V28H155L156 26H157V28H162V26H163V24H165V23H163V21L164 20H162V21H160V16L158 15V13H154ZM156 11V12H157ZM184 11V12H183ZM237 11L236 12H234V13H237ZM102 12V11H101ZM100 12V13H101ZM107 12V11H106ZM106 12H104L103 11V15H105L106 14ZM120 12H122V13H124L125 14V12H124V10L122 9V11H120ZM147 12V11H146ZM152 12V11H151ZM183 12V15H184V13H185V16H183V15H181V13ZM25 13V12H24ZM99 13V14H100ZM119 13V12H118ZM229 13L230 14H232L233 15V12L231 13V11L230 12H228V15H226V16H229ZM246 13H244V14H246ZM9 14V13H8ZM17 14H19L20 15V13H17ZM98 14V15H99ZM141 14V13H140ZM147 14V13H146ZM256 14V15H257ZM18 15V16H19ZM97 15V17H99V18H101L100 16H98ZM103 15H102V13H101V16L103 17ZM122 15V14H121ZM144 15V14H143ZM175 15H177V14H175ZM187 15V16H186ZM252 15H254V14H252ZM252 15L250 16V14H249V17H252ZM16 16V15H15ZM84 16V15H83ZM82 16V17H83ZM136 16H138V15H136ZM142 16V15H141ZM141 16H140V18H141ZM183 16V17H182ZM226 16H224V18H225V22H226V24L227 25H225L224 26V29H222V32H221V35H222V37L220 36V38L221 39H219L220 41H218V43H217V46L215 47V49H212L211 50V48H209L208 50H211V51H209V52H211V57L210 56H208L207 54H205V53H208V52H201V53H196L193 57H189V56H187L185 53H182L179 57H180V60L177 58V60H179L178 62H177V64H176V62H175V60H173V65H171V66H173V68L171 67V68H169L170 66H168L167 68H169V70L171 71H168V72H170V74L172 73V77H175V79H173V81L171 82V84H170V82H165L163 79H161V80H154V82H151L150 83V81L149 80H146V78L144 79V81H145V87H146V89L147 88H151L152 87V91L151 92H153V93H155L156 95H161V93L163 94L164 93V91H162V89H163V86H165V87H167V85L168 86H172V90H173V95H172V91H170L171 93V95L169 96V93H167L168 94V96H169V98H168V96L167 97H163L162 95V97H160V98H158V100L156 99V98H154V97H156V96H154L151 92V94H152V97L154 98V100L156 99V101H151L152 103H150V105L146 108V109H156V108H158L159 109V107L161 106V104H163L164 102L166 103V102H169L170 103V105H174V103H175V105L176 104H179V105H181V106H183L185 103H186V101H187V97H189V96H187L188 95V92H186V93H184V92H182V93H180V91L178 90L179 88H181V86L183 87V85L184 84H187V83H189L188 82V80H190V82L197 76V74H199L198 72L199 71H203L202 69H205L204 71H206V73H208L207 75H209V76H211L210 74H216V75H213V76H217V77H219L218 79L220 80V78H221V80H220V82L221 83H224L225 85H226V89H225V91L223 90V92H225L224 94L223 93H221L222 94V96H225L226 95V98H225V100H224V102L222 103L221 102V105H224V107L225 108H232V109H235V111L237 110L238 111V113H237V111H236V113L237 114H235L236 116L235 117H233V116H231V117H233V118H237V120H235L234 121V119L232 120V121H234V122H238V123H233L234 125V129L235 128H237V129H235L236 131L237 130H239L240 131V137H239V135H238V137L237 136H235V134H234V137H237V138H239L238 140L237 139H235L236 141L235 142H237L236 143V145H237V147L239 148V147H241V149H239V150H242V149H244V148H242L244 145L246 146L248 143H250L251 141V143H253L254 144V147L255 148H257L258 146H260L259 145V143H262L263 145H264V129H263V125L262 124H264V123H262L264 120V111H261L260 110V112L258 111V112H255V113H257V117H258V119H259V121L255 124V128H256V125H258V123L260 122L261 123V125L263 126H260L261 127V129L259 130V128L256 130L254 127H253V129L254 130H256V134H255V131H252V132H254V134H251V133H249L252 137H249V136H247L248 135V132H250L249 131V124H250V122L249 121H247V120H243V119H241L240 117H241V115L243 114V112H245V109H246V107L248 108L249 107V105H247L246 106V104H240V103H237V102H235V101H233L232 99L233 98H230V94L231 93H233V91L236 93L239 89L241 90V88H240V86L238 85L239 83H238V80L240 79V80H242V76H241V78H239V74H238V76H236L237 75V72L239 71V68H241V67H238V69H237V72L235 71V74H233V75H235L234 77H235V79H234V77L232 76V73H234L233 71L234 70H232V72H231V69H230V71H229V69H225L224 71L223 70H221L222 72H220V71H217L218 69H217V67L221 64V62H222V64L224 63H227V62H229L230 63V61H232L233 59V62L236 60V59H240L239 58V56H238V54L237 53H239L238 51H240V54H244V56H243V61L244 62H246V61H248L247 63H249L250 64V60H254V61H256L257 60V58L259 57V56H257V54L259 55V53H261V51H259V50H263L264 49V34H263V36H260V37H254V38H252L253 40H250L249 41V43L247 42V41H245V43H243V44H241L243 47H245L244 48V51L242 52V49H240V47L239 46H237V45H235L233 42H232V44H231V39H233V37H232V35L231 34H233V33H231V31H230V33L229 32H226L227 33V36H226V33H225V30H229V28H232L233 26H231V23L228 21V18L226 17ZM235 16V15H234ZM237 16H239V14L237 15ZM246 16H248L247 14H246ZM8 17H9V15H8ZM12 17V16H11ZM11 17H9V19H11V20H14V19H16L17 18V16L14 18V15H13V17L11 18ZM81 17V18H82ZM87 17V16H86ZM85 17V18H86ZM120 18H121V16H119ZM147 17V16H146ZM162 17V16H161ZM175 17V16H174ZM176 17H178V16H176ZM175 18V19H178V21H179V19L180 18ZM240 17V16H239ZM238 17V18H239ZM243 17V16H242ZM84 18V17H83ZM129 19L130 18V16H128V18L126 17V14H125V17H124V15H123V20L125 21V19ZM131 18H132V20H130L131 22H130V24H135L136 23V20H139V19H137V17H136V19H133V18H135L134 16H131ZM144 18V17H143ZM142 18V19H143ZM156 18V19H155ZM196 18V19H195ZM224 18H222V19H224ZM230 18V17H229ZM235 18V17H234ZM237 18V17H236ZM246 18V17H245ZM5 19H7V18H5ZM5 19H3V20H5ZM9 19H7V20H9ZM44 19V18H43ZM80 19V18H79ZM102 19H104V18H102ZM101 19V20H102ZM147 19V18H146ZM222 19H220V23H221V21H223ZM233 19V18H232ZM241 18H239V19H237V20H240ZM243 19V18H242ZM241 19V23H242V21L244 20H242ZM247 19H248V17H247ZM2 20V21H3ZM6 20V21H7ZM11 20H9L10 22H15L16 20H14V21H11ZM81 20V19H80ZM83 20H85V19H83ZM82 20V21H83ZM101 20H99L100 22H99V24L98 25H101V24H103L102 22H101ZM141 20V19H140ZM144 20H145V18H144ZM148 20V19H147ZM181 20V19H180ZM181 20V21H182ZM233 20H235V19H233ZM236 20V21H237ZM246 20V19H245ZM249 20V19H248ZM248 20H246V22L248 21ZM6 21H5V23H4V28H11L10 27V25H12V23H10V22H8L7 24H6ZM33 21V20H32ZM31 21V22H32ZM41 21H42V19H41ZM82 21H81V23H82ZM104 21V26H105V19L103 20ZM175 21V23L177 22L178 23V21H176V20H174ZM180 21V22H181ZM218 21V20H217ZM217 21H215V19H214V21H210L209 23H207V26L205 25L204 26V29H206V27L208 28V29H206V31H210L209 30V28H214V27H216L217 26V28H222V27H220V25H219V27H218V24H220V23H218ZM47 22V21H46ZM46 22H44V23H46ZM84 22V21H83ZM129 22V21H128ZM139 22V21H138ZM137 22V23H138ZM208 22V21H207ZM224 22V21H223ZM235 22V21H234ZM9 23H10V25H9ZM117 23V22H116ZM127 23V22H126ZM160 23V24H159ZM161 23H163V24H161ZM216 23H218V24H216ZM239 23V22H238ZM2 23H0V25H1ZM31 24V23H30ZM78 24V23H77ZM115 24V23H114ZM119 24H123V22L121 21V22H119L117 25H119ZM223 24V23H222ZM235 24H237V22H235ZM14 25H16L17 26V24H16V22L14 23ZM35 25V24H34ZM38 25V24H37ZM45 25V24H44ZM79 25V24H78ZM81 25H83V23L81 24ZM117 25H115V27H117ZM159 25L161 26V27H159ZM171 25V24H170ZM171 25V26H172ZM216 25V26H215ZM233 25V24H232ZM242 25V27L243 28H245V25H247V23L244 25V23L243 24H241ZM2 26V25H1ZM0 26V27H1ZM7 26V27H6ZM16 26H12V28H13V32H15V33H17V30H14L15 28L17 29V27ZM41 26H43V25H40L39 27H41ZM102 26V25H101ZM109 26V25H108ZM124 26H125V24H124ZM123 26V27H124ZM128 26H129V24H128ZM39 27H37V28H39ZM80 27V26H79ZM82 27V26H81ZM100 27V26H99ZM110 27H111V25H110ZM127 26H125L124 28H126ZM164 27H165V29H166V27L167 26H165L164 25ZM3 28V29H4ZM31 28V27H30ZM34 28H36V26L34 27ZM33 28V29H34ZM101 28V27H100ZM103 28V27H102ZM105 29H106V27H104ZM121 28H122V26H121ZM120 27H117V29H114V27L112 28L114 31H112V29H110L111 30V33H112V35H115V33L116 32H118V34H119V32L122 30L123 31V29H121ZM152 28V30H155V29H153ZM1 29V28H0ZM2 29V30H3ZM19 29H20V27H19ZM32 29V30H33ZM86 29V28H85ZM109 29V28H108ZM107 29V30H108ZM162 29H164V28H162ZM182 29H183V32H182ZM246 29H248V26L246 27ZM31 30V29H30ZM82 30V29H81ZM84 30V29H83ZM83 30L81 31L83 34H85L86 32H88L87 31V29H86V32L84 33L83 32ZM104 29H100V30H98V31H103ZM125 30V29H124ZM156 30H158V29H156ZM177 30H180V31H178L177 32ZM4 31H5V29L3 30V33H4ZM19 32H20V30H18ZM85 31V30H84ZM98 31H96V32H98ZM105 31V30H104ZM103 31V32H104ZM122 31H121V33H122ZM161 31V30H160ZM164 31H166V33L168 32L167 30H164ZM95 32V33H96ZM102 32V33H103ZM170 32H168V35H169V33ZM177 32V33H176ZM193 32V33H192ZM5 33H7V31H5ZM99 33V32H98ZM106 33V31L104 32V34ZM114 33V34H113ZM191 33H192V35H191ZM224 33V34H223ZM11 34H13V33H11ZM53 34V33H52ZM51 33L49 34L50 35V37H51V39H50V37L48 38V41L46 42L47 44H45V45H47V47L49 46L50 48H51V46H52V48H53V45L57 42V44H59L58 43V40L61 38V35H64V34H59L58 35V33H57V35H55V36H51L52 35ZM56 34V33H55ZM87 34V33H86ZM100 34H101V32H100ZM110 34V33H109ZM117 34V35H118ZM48 35V36H49ZM111 35V34H110ZM110 35L108 36L109 38H110ZM190 35V36H189ZM5 36V35H4ZM9 36H10V34H9ZM9 36L7 37V35L5 36V38L7 37V38H9ZM47 36V37H48ZM66 35H64V37H65ZM85 36H87V35H85ZM99 38L102 36V35H97ZM104 36V35H103ZM102 36V37H103ZM105 36H107V35H105ZM55 39H54V38ZM63 37V36H62ZM228 37V38H227ZM4 38V37H3ZM6 38V39H7ZM67 38H68V41L70 42V44L72 45L73 44V41H70L69 39H71L70 37H68L67 36ZM104 38V37H103ZM102 38V39H103ZM112 39H114V37H111ZM62 39V38H61ZM101 39V38H100ZM230 39V40H229ZM47 40V39H46ZM54 40H56V41H54ZM63 40H65V39H63ZM62 40V41H63ZM104 40V39H103ZM29 41H30V39H29ZM29 41H27L28 43H29ZM67 40H65V41H63V42H66V43H69ZM110 41V40H109ZM31 42H32V40H31ZM31 42H30V44H31ZM59 42H61L60 40H59ZM106 42V41H105ZM230 42V43H229ZM254 42V43H253ZM17 43H20V42H17ZM50 45H49V44ZM53 43V44H52ZM215 43V44H216ZM57 44H55V45H57ZM69 44V45H70ZM107 44H109V42L107 43ZM110 44H112V43H110ZM110 44H109V46H110ZM18 45L19 44H16L15 45V43H14V47L16 46L17 48H14V49H12L13 51L14 50H18ZM22 45H23V43H22ZM22 45H20V46H22ZM65 45V44H64ZM68 45V44H67ZM132 45H134V44H132ZM226 45H227V47H226ZM240 45V46H241ZM29 46H32V44L31 45H29L28 44V47ZM34 46H35V44H34ZM33 46V47H34ZM108 46V47H109ZM213 46V45H212ZM211 46V47H212ZM215 46V45H214ZM214 46H213V48H214ZM233 46L235 47V49L233 48ZM259 46V47H258ZM32 47V48H33ZM69 47V46H68ZM113 47V46H112ZM221 47V48H220ZM106 48H107V46H106ZM105 48V49H106ZM110 48H111V46H110ZM223 48H226L225 50V52L227 53L228 52V54H224L223 55V51H224V49ZM242 48V47H241ZM46 49V48H45ZM47 49H49V48H47ZM108 49V48H107ZM112 49V51H113V48H111ZM111 49H109L110 51H111ZM246 49V50H245ZM253 49V50H252ZM20 50H21V47H20ZM53 50H54V48H53ZM12 51V52H13ZM19 51V50H18ZM49 51H50V49H49ZM51 51H52V49H51ZM203 51V50H202ZM216 51V52H215ZM246 51H247V53H246ZM264 51V50H263ZM15 52V51H14ZM46 52H48V50H46ZM108 52V51H107ZM245 52V53H244ZM256 52V53H255ZM19 53V52H18ZM231 53H232V55H231ZM14 54H16V52L14 53ZM67 57H69L70 59H71V55H72V53L70 52L69 54H68V52H66V53H64ZM71 54V55H70ZM18 55V54H17ZM185 55V56H184ZM208 57H210V58H207V56ZM209 55H210V53H209ZM237 55V56H236ZM3 56V55H2ZM1 56V57H2ZM16 56V55H15ZM249 56V57H248ZM0 57V58H1ZM11 57H12V59L14 60V55H12L11 54ZM17 58H18V56H16ZM29 58V61H30V59H32V58H30V56H28ZM65 57V56H64ZM197 57V58H196ZM205 57V58H204ZM213 57V58H212ZM226 57V58H225ZM235 57H237V58H235ZM247 57V59H245L244 60V58H246ZM66 58V57H65ZM65 58H64V60H65ZM226 60H225V59ZM241 58H242V56H241ZM255 58H256V60H255ZM61 59L63 60V57H61ZM207 59V60H206ZM259 59V58H258ZM17 59H15V61H16ZM72 60V59H71ZM254 61H251V63H253ZM174 62H175V64H174ZM180 62V63H179ZM216 62V63H215ZM232 62V63H233ZM64 63H65V61H64ZM67 63H69V60L67 61ZM67 63H65L64 65L65 66H57V68H59V69H54L55 71L56 70H59V72H60V70H63V71H65V69H72L73 68V66L70 68L69 67V65H67L66 66V64ZM190 63V64H189ZM171 64V63H170ZM192 64V65H191ZM199 64H201V65H199ZM0 65H2V63L0 62ZM134 67V66H133ZM155 70H156V72L158 71V73L160 72V73H162L163 74V72H161L162 71V69H163V67L162 68H160V66L158 67V65H155ZM188 67V68H187ZM210 67V68H209ZM212 67V68H211ZM1 68H2V66H1ZM0 68V69H1ZM129 68H132V67H129ZM157 68H158V70H157ZM166 68V67H165ZM164 68V69H165ZM191 68V69H190ZM18 69V68H17ZM20 69V68H19ZM163 69V71H165V74H168V72L166 73V70H164ZM180 69H181V71H180ZM187 69V71H185ZM242 69V68H241ZM127 70H129V71H127ZM127 70H125L126 72H130L132 69H128L127 68ZM174 70V71H173ZM198 70V71H197ZM14 71H16V70H14ZM24 71V70H23ZM22 71V72H23ZM37 71V70H36ZM43 71V70H42ZM62 71V72H63ZM197 71V72H196ZM208 71V72H207ZM251 71H253L252 72V75H253V73L255 74V71L254 70H251ZM19 72H20V70H19ZM18 72V73H19ZM22 72H20L19 74L20 75H18V73H14L13 71H12V73H14L13 75H15V74H17L18 75V77L19 76H21V74H22ZM68 72V71H67ZM219 72V73H218ZM228 72H229V74H228ZM40 73V72H39ZM202 73H205V72H200V74H202ZM258 73V72H257ZM256 73V78H258V76L257 75H259V74H257ZM37 74V73H36ZM35 74V75H36ZM41 74V73H40ZM127 74V73H126ZM169 74V75H170ZM192 74V75H191ZM241 74H243V76H244V73H241ZM12 75V74H11ZM13 75H12V77L11 78H13ZM16 75V76H17ZM43 75V74H42ZM219 75V76H218ZM251 74H250V77L252 76ZM15 76V77H16ZM39 76V75H38ZM37 76V77H38ZM126 76V75H125ZM171 76V75H170ZM254 76V75H253ZM18 77L16 78V79H18ZM36 77V78H37ZM41 77V76H40ZM236 77H238V78H236ZM255 77V76H254ZM20 78V77H19ZM124 78H126V79H124ZM123 78V80H122V84H123V87L124 86H126V80H128L129 78H127V77H124ZM246 78V77H245ZM244 78V79H245ZM9 78H7V80H8ZM16 79L14 80V78H13V80L11 79L9 82H12V81H15L16 82ZM148 79V78H147ZM236 79H238V80H236ZM247 79H249V78H246L245 80L247 81ZM255 78H252V80H254ZM233 80L235 81H237V83L235 84V82H233ZM244 80V83H245V85L247 84L246 83V81ZM250 80H251V78H250ZM129 81V80H128ZM249 81V80H248ZM255 81V80H254ZM257 81V80H256ZM159 82V83H158ZM199 86H198V88H197V90L195 89V91H197V92H193V94L194 93H196V94H194V96L196 95L197 97H198V99L199 100H201V101H198V102H202V100L203 99H205L211 92L212 93H214V88H212V87H210V84H208L207 82H206V80L205 79H200L199 80ZM239 82H242V81H239ZM250 83L251 82H253V81H249ZM149 83H150V86H148L149 85ZM155 83V84H154ZM243 83V84H244ZM10 85H11V83H9ZM12 84H14V82H12ZM141 84V86H142V84H143V82L142 83H140ZM241 84V86L243 85L242 83H240ZM128 85V84H127ZM144 85V84H143ZM152 85V86H151ZM245 85H244V88H246L245 87ZM170 86V87H171ZM201 86H202V88H201ZM207 86V87H206ZM246 86H248V85H246ZM144 86H142V88H143ZM157 87H159V88H157ZM164 87V88H165ZM169 87V88H170ZM236 87H239L238 89L236 88ZM71 87H69V89L67 90V91H65L66 93L65 94H62V95H64V96H62L63 98L60 100V101H58L59 103H57V104H55L54 106L55 107H53V111L51 112V114H50V112H49V114H50V116L48 117V115H47V117L48 118H50V119H47V122H49V121H51L52 123L55 121V120H57L56 118V116L58 115V110L60 109V106H61V101H63V102H65L64 100L67 98L68 99V97H70V95H71V93H74V88H72V90H73V92H72V90L70 89ZM211 88H212V90H211ZM243 88V86H242V89H244ZM145 89V88H144ZM126 90V89H125ZM123 88H122V91H125ZM151 90V89H150ZM175 90H177L178 92H175ZM121 91V93H122V95L124 94V92H122ZM204 92H206V93H204ZM262 92V93H261ZM260 92V94H262L261 96L263 97V95H264V91H261ZM46 93H49V92H46ZM125 93H126V91H125ZM176 93V94H175ZM180 93V94H179ZM45 94V93H44ZM206 94V95H205ZM259 93H258V95H260ZM42 94H40V96H37V98L35 97V95L32 97L33 98V100L35 101V102H39V105L42 103L41 101H43V100H47V98H49L48 96L49 95H47V94H45V95H42ZM73 95V94H72ZM166 95V94H165ZM213 95V94H212ZM234 95V94H233ZM66 96V97H65ZM125 96V95H124ZM158 96V97H159ZM210 96H211V94H210ZM35 97V98H34ZM123 97V96H122ZM197 97H196V99H197ZM258 97H260V96H258ZM258 97H257V101L259 102L260 100L261 101H264L263 99H261L260 98V100H258ZM208 98V97H207ZM206 98V99H207ZM30 99H31V97H30ZM38 101H37V100ZM32 100V99H31ZM153 100V99H152ZM167 100V101H166ZM33 101V102H34ZM160 101V102H159ZM222 101V100H221ZM260 101V102H261ZM63 102H62V104H63ZM230 102H231V104H230ZM241 102V101H240ZM242 102H244V101H242ZM247 102V101H246ZM12 103V102H11ZM11 103H10V105H11ZM15 103V102H14ZM13 103V106L14 105H16V104H14ZM32 103V102H31ZM245 103V102H244ZM35 104V103H34ZM37 104V103H36ZM149 104V103H148ZM239 104V105H238ZM248 104V103H247ZM18 105V104H17ZM147 105V104H146ZM164 105V107L166 106L165 104H163ZM167 105H168V103H167ZM179 105H176V106H179ZM237 105L239 106V107H237ZM9 106V105H8ZM144 106H145V104H144ZM143 106V107H144ZM159 106V107H158ZM150 107V108H149ZM163 107V108H164ZM14 108H16V107H14ZM145 108V107H144ZM162 107H161V109L160 110H158V111H161L162 109H163ZM143 109V108H142ZM196 109H198L197 107H196ZM227 109H225V110H227ZM144 110V109H143ZM147 110V111H148ZM248 110H249V108H248ZM256 110H259V109H256ZM60 111V110H59ZM139 111H141V110H139ZM150 111V110H149ZM157 111V110H156ZM129 112H132V111H127V116H129L128 115V113ZM144 112V111H143ZM134 113V112H133ZM241 113V114H240ZM246 113H247V110H246ZM141 114H142V112H141ZM227 112H220V116L219 117H226V118H228V116H229V114H227ZM233 114V115H234ZM52 115V116H51ZM138 115V114H137ZM143 115V114H142ZM141 115V116H142ZM214 115V114H213ZM213 115H212V117L211 118H209V116H208V119L207 118H204V119H200V120H198L197 122L198 123H195L194 124V121H193V124H191L190 122H192V121H190L189 123L191 124V125H187V124H189V123H185L186 122V120H185V118L187 117V119L189 118L188 116H186L185 114H181V115H178V116H176L175 118H174V120L172 121L173 122V124L174 125H176V126H174V128H175V130L172 132V134H167L166 135V133L164 132L163 133V129L161 130V127L159 128V130L158 129H155L154 128V131L152 130L151 132L153 133H151L150 135H146V137H145V139H142L144 136L143 135H140V137L141 136H143V137H138L137 136V138H139L138 140H137V142L133 145V147L131 148L130 147V151H128V153H127V155L129 156V158H130V161L128 160L129 158H126L127 159V161L126 162H124V165L125 164H127V165H125L124 167H123V165H121L122 166V168H121V166L119 167L121 170H119L120 172H119V174L121 173V172H123V173H126V175L125 176H129V174L130 175H133L132 176V178L134 177V178H137L136 179V181L134 180V182H133V184L132 183H130L131 184V187H129V188H131L130 189V192L131 191H133V190H135V191H137V187L138 186H141V184L139 185V183L137 182L138 181V179L140 178L139 176V174H141V173H144V171H146V170H143V172H139V171H137L136 170V167H138V164H137V162H138V160H137V162H136V159H135V157L136 158H138L137 156H136V154L139 152V154H140V151L143 149V151L144 150H148V151H150V150H152V152H154V154L156 153L155 151H157V155H162L161 153H163V150H166V148L165 149H163L164 147V143H168V142H170L171 144H173V145H171L172 147H176V149H172L171 147H170V149L169 150H172V151H170V153L168 152L169 150H168V148H169V146H168V144H166L167 145V153L168 154H170V156H172V159L174 158V159H187V158H191L192 156V160L190 159H187V160H189L190 162H191V170H192V168L194 167V172H195V177H194V179H192L191 180V178H192V175H193V171H191V173H192V175H191V177L189 176L188 178H187V180H186V182L188 181V183L190 182L189 180H191V183L189 184V185H191V187H193L191 190H189L188 192L186 191L187 190V187H185V183L186 182H184L182 179H177V180H173V181H175V185H174V189H173V191L171 192V194L169 195V194H167L166 196H170V197H168V199L170 198V200L169 201H171V203H169L171 206V208L168 206V205H166L167 207H169L170 209V212L168 211V209H167V207L166 206H164V207H166V208H164V210L165 211H162V213H160V215L162 214L164 217H163V219H165V222L166 223H163V228L162 229H165V227L167 226V222H171L170 224H173L174 223V219L176 218V215H175V212H176V214H177V216L179 215V214H181V212L183 211H187L188 209L187 208H192V209H194V208H197V207H199V206H201L200 204H203V205H205V204H207V202H208V200H211L212 199V195H209V198H211V199H209L208 198V196H206V195H208L207 193H206V195L204 196V197H199V198H201L200 200H196V198L194 199L193 198V196L191 195V192L192 191H194V189H195V191L194 192H196L197 191V187L199 188L201 185H200V183H197L198 182V180H199V178H197V176L202 172V170L203 169H201V167L203 166V168H205L204 167V165L203 164H206V163H210L211 162V160H214V158H212V156H213V154H215V153H217V150H220L221 149V147H223V144L221 143V145L222 146H219V144H220V142H217V141H220V140H218L217 138L219 137V133L217 134V132H215V129H217V127L215 128V125L216 124H218L217 122L218 121H216L217 119H218V117H217V119H215L214 117H213ZM232 115V114H231ZM161 116H163V115H161ZM160 116V117H161ZM183 116V117H182ZM186 116V117H185ZM215 116V115H214ZM244 116H245V114H244ZM255 116V117H256ZM135 117V116H134ZM159 117V116H158ZM130 118V117H129ZM133 118V117H132ZM198 118V117H197ZM203 118V117H202ZM243 118H245V117H243ZM254 118V117H253ZM53 119V120H52ZM94 119H97V118H94ZM136 119H142V118H137L136 117ZM160 119V118H159ZM162 119V118H161ZM163 119H164V116H163ZM231 119V118H230ZM241 119V120H240ZM7 121H8V119H6ZM49 120V121H48ZM89 120V121H88ZM87 121V123H86V126H87V128L88 129H90L91 131H92V129L93 128H96V127H98L99 125H101V123H102V120L101 121H91L90 119H88ZM168 120V119H167ZM189 120V119H188ZM253 120H255V118L253 119ZM262 120V121H261ZM6 121V122H7ZM10 122H7V123H5L4 122V120L2 121V123H0L2 126H6L7 128H9V129H7V130H9V131H12V129H11V127H13L14 125H16V126H14L13 128L14 129H16V127H17V125H18V123L16 124L15 123V119H14V121H12V120H9ZM107 120H105V122H106ZM163 122H164V120H162ZM166 121V120H165ZM200 121V122H199ZM240 121V122H239ZM248 123H247V122ZM4 122V123H3ZM51 122H49V123H51ZM100 122V123H99ZM188 122V121H187ZM255 122V121H254ZM98 123V124H97ZM104 123V122H103ZM103 123H102V125H103ZM5 124V125H4ZM8 124V125H7ZM196 124H198V125H200V126H198V125H196ZM202 124H203V126H202ZM235 124H237V125H235ZM251 124H252V122H251ZM254 124H253V126H254ZM34 125H35V123H34ZM106 125V124H105ZM105 125H103L101 128L100 127H98V129L100 128V129H102V128H104L105 127ZM196 125V126H195ZM209 125V126H208ZM2 126H0V127H2ZM198 126V127H197ZM217 126V125H216ZM237 126V127H236ZM246 126H249L248 128L246 127ZM259 126H257V127H259ZM207 127V128H206ZM231 127V126H230ZM245 127H246V130L248 129V131H247V133H245V134H247V135H245L244 134V129H245ZM86 128V129H87ZM195 128H197V129H199L200 130V132H201V134H199V133H197V132H199V130L197 131V130H195ZM201 128H203V129H201ZM251 128V127H250ZM2 129H6V128H3L2 127ZM13 129V130H14ZM85 129V130H86ZM97 129V130H98ZM99 129V130H100ZM180 129V130H179ZM194 129V130H193ZM252 129V130H253ZM227 130H229V131H231V132H233V129L231 130L230 128L229 129H227ZM234 130V131H235ZM244 130V131H243ZM205 131V132H204ZM238 131V132H239ZM87 132V131H86ZM96 132L97 131H95V134H96ZM186 132V133H185ZM203 132V133H202ZM208 132V133H207ZM228 132V131H227ZM231 132H229V137H231L230 136V133ZM150 133V132H149ZM159 133V134H158ZM186 134L187 135V133L188 134H190V135H194V134H199V136L200 135H202V138H201V140H200V142L196 145V143H195V146H193V148H195V149H190L189 148V151L188 150H185L186 149V146H183L184 147V150L182 149V146L180 147V145L179 144H181L180 142V140L181 139H184V135L183 134ZM222 133H226V132H223L222 131ZM59 135L58 133H55V134H52V135H49L48 136V138H49V140H51L52 142L54 141V139L52 138V137H55V135ZM86 134H88V132L87 133H85V135ZM216 134V135H215ZM227 134V133H226ZM238 133H236V135H237ZM157 135V136H156ZM168 135H170V136H168ZM206 135V136H205ZM209 135H211V136H209ZM222 135L223 134H220V136L222 137ZM254 135V136H253ZM10 136H12V134L11 135H9V137ZM14 136V135H13ZM10 137L9 138V140H7V141H9V142H7L6 141V143L4 142L5 140H3V142L5 143V144H10V145H15V143H16V141L19 139V138H16V137ZM52 136V137H51ZM84 136V135H83ZM87 136H88V139H90L89 141H91V139H95V140H97L98 138H99V136H98V134L97 135H93L92 136V132L90 133L89 132V135H86V136H84V137H86V139L85 140H87ZM102 136V135H101ZM182 136H184V137H182ZM189 136V135H188ZM194 136H196V135H194ZM226 137H227V135H225ZM245 136V137H244ZM58 137V136H57ZM79 136H77V139H80V138H78ZM81 137V136H80ZM98 137V138H97ZM196 137H198V136H196ZM201 137V136H200ZM213 137V138H212ZM226 137L224 138V137H222V140L221 141H223V138L224 139H226ZM6 138H8V137H6ZM5 138V139H6ZM13 138H15V139H13ZM83 138V137H82ZM82 138H81V141L83 142V140H82ZM199 138V137H198ZM246 138V139H245ZM252 138V139H251ZM259 138V139H258ZM57 139H60V138H57ZM93 139V140H94ZM104 137L101 139V140H99V141H97V143L95 144L94 142L95 141H93V145L95 144V145H97V146H101L103 143H104V145L103 146H105V144H106V142H104ZM176 139V140H175ZM221 139V138H220ZM32 140H33V142H32ZM73 140H75V141H77L76 140V137H75V139L73 138ZM73 140H71V141H73ZM11 141V142H10ZM56 141H58V140H56ZM56 141H54V143L56 142ZM74 141V143L76 144H78V142H75ZM80 141V140H79ZM136 141V140H135ZM149 141H150V143H149ZM198 141H199V139H198ZM197 141V142H198ZM226 141H227V139L226 140H224V144L226 143ZM247 141V142H246ZM20 142V141H19ZM32 142V144L31 145H33L32 147H30V145H29V147L30 148H28V144H25V145H23L22 147H27L26 149L25 148H23V149H25V150H20V149H17L16 151H18L19 150V152L18 153H16V155L15 156H27L28 154V157L29 156H31L30 154H31V151H34L35 152V147H36V145H38V144H40L41 143V139H39V138H35V139H31L30 140V142L29 143H31ZM59 142V141H58ZM87 142V141H86ZM85 142V143H86ZM92 142V141H91ZM151 142H153V143H151ZM177 142V143H176ZM244 142H246V143H244ZM255 142H257L258 143V146L256 147L255 146ZM34 143H35V146H34ZM72 143V144H71ZM70 144L71 145H69V148H68V146H67V148H68V150H67V152H66V156L68 157V159L70 158V156L69 155H73V157H74V154L76 153V150H77V146L75 147V145H74V143L73 142H71ZM169 143V144H170ZM179 143V144H178ZM251 143H250V145H251ZM19 144V143H18ZM99 144V145H98ZM144 144V145H143ZM153 144V145H152ZM177 144V146H175ZM80 144H78V146H79ZM142 147H141V146ZM194 145V144H193ZM226 145H227V143H226ZM224 146V147H226V148H228L227 146ZM249 145V146H250ZM132 146V145H131ZM154 146V147H153ZM249 146H247V147H249ZM253 146V145H252ZM21 147V148H22ZM166 147V146H165ZM177 147H179V148H177ZM220 147V148H219ZM223 147V148H224ZM66 148V149H67ZM74 148H76L75 150H74ZM117 148V147H116ZM141 148V149H140ZM119 149V148H118ZM163 149V150H162ZM117 150V149H116ZM159 150V151H158ZM235 150V149H234ZM233 150V151H234ZM22 151V152H21ZM60 151V150H59ZM56 152V153H54L53 155H51L49 158H50V161H51V163H52V167L55 169V170H57V171H60L61 169H63V167H65V166H62L63 164L65 165V163L67 162H65L64 161V163L62 162V160H64V159H66L67 157H65L64 158V156H65V153H64V156H62L63 155V153H60V152ZM74 151H75V153H74ZM121 153H122V151H121V149L119 150ZM119 151H117L118 153H120ZM142 151V152H143ZM148 151L146 152V153H148ZM162 151V152H161ZM224 151V150H223ZM223 151H222V153H223ZM225 151H226V149H225ZM236 151V150H235ZM234 151V152H235ZM63 152H64V149H63ZM113 152V151H112ZM145 152V151H144ZM173 152V153H172ZM186 152V153H185ZM203 152V153H202ZM219 152V151H218ZM227 152V151H226ZM236 152H238V149H237V151ZM236 152L235 153H232V156L230 155V153H228V154H225V153H223L224 155H227L225 158H222V159H224L223 160V164H229V163H231L232 161H233V156L236 154ZM14 153V152H13ZM74 153V154H73ZM115 153V152H114ZM113 153V155H115V154H117V153H115L114 154ZM158 153H160V154H158ZM210 153V154H209ZM213 153V154H212ZM60 154H62V155H60ZM110 154H112V153H110ZM151 154V153H150ZM154 154H152V155H154ZM167 154V155H168ZM188 154V155H187ZM234 154V155H233ZM76 155V154H75ZM119 155H121V154H118V156ZM124 155H125V153H124ZM229 155L231 156V159H230V157H229ZM4 157H5V155H3ZM7 156V155H6ZM15 156H11L10 157V155H8V158H4L5 160H3L2 158V160L4 161L3 163H5L6 161H8V160H10V159H12L10 162H13L14 161V158L16 159V157ZM59 156H62L61 158L59 157ZM109 156V155H108ZM112 156V155H111ZM169 155H168V157L169 158H171ZM57 157V158H56ZM106 157L107 156H105V158H104V160L103 161H106L107 159H106ZM123 157H125V156H123ZM168 157H167V159H168ZM27 158V157H26ZM25 158V159H26ZM109 158H111L110 156H109ZM207 158V159H206ZM260 157L258 156V157H256V156H253L251 159H250V162L248 161V162H245V164H243V165H241L240 167H236V168H238L236 171H233V172H231V174L227 177V178H225V179H227V181H228V183H231L232 184V182H234V183H238L240 186H238L237 184L236 185H234L233 184V186H229V184L227 183V182H225L224 183V185H226V186H224L223 188H221L219 191H218V193L215 195V194H213L212 193V190H211V188H209L210 190H211V194H213V195H215L216 197H215V199L216 200H219L220 201V199L222 200V198L224 197V196H226V195H230V193H232V196L233 195H235L236 193V195H238V194H240V193H242L243 191H242V189L243 188H245L244 190H250V189H252V188H257L258 186H257V184H261L260 186H264V169H262V174H260V176L261 175H263V179H261L260 181L261 182H259V180H257V179H255V180H257L256 182H255V180H253L252 178L253 177H251L250 175H251V173H252V169L254 168L253 166H254V164H256L260 159H259ZM25 159H23V160H25ZM62 159V160H61ZM106 159V160H105ZM167 159H165V160H167ZM1 160V161H2ZM19 160H21L22 161V157H21V159L20 158H17L15 161H19ZM67 160V159H66ZM109 160V159H108ZM107 160V163L110 161L111 162V160L112 159H110L109 161ZM134 160V161H133ZM162 160V159H161ZM164 160V161H165ZM186 160V161H187ZM232 160V161H231ZM20 161V162H21ZM102 161V162H103ZM156 161H158L159 163L161 162L160 161V159H158V160H156ZM155 161V162H156ZM169 161H171L170 159H169ZM168 161V162H169ZM181 161V160H180ZM214 161H216V160H214ZM224 161H227V163H224ZM256 161V162H255ZM131 164H129V163ZM132 162L134 163V164H132ZM182 162H183V160H182ZM181 162V163H182ZM217 162V161H216ZM216 162H213V164H214V166L216 165ZM255 162V163H254ZM7 163H9V162H7ZM104 163V162H103ZM102 163V164H103ZM159 163H158V165H157V162H156V165H154V164H151V166L153 165V167L151 168L152 170L151 171H146L144 174L146 175H149V174H151V172L152 171H154V174L152 173V175H155V171H157L158 169H159ZM170 163H172V162H169V164ZM175 163H179V161L177 162V160L175 161ZM175 163H173V165H175ZM199 163L201 164V165H199ZM203 163V164H202ZM254 163V164H253ZM67 164V163H66ZM104 164H106V163H104ZM162 164H164V162L162 163L161 162V164H160V166L162 165ZM183 164H185V163H183ZM197 164V165H196ZM213 164H209V165H205L206 167L207 166H210V165H213ZM247 164V165H246ZM164 165H167V161H166V164H164ZM176 165H178L177 166V168L175 167L174 169H179V166H181L182 164H176ZM150 166V167H151ZM168 166V165H167ZM183 166H185V165H183ZM195 166H197V167H195ZM62 167V168H61ZM163 167V166H162ZM166 167V166H165ZM182 167V166H181ZM61 168V169H60ZM129 170H128V169ZM139 168H140V165H139ZM144 168H147V167H144ZM149 168V167H148ZM169 168V167H168ZM184 167H182L181 169H183ZM235 168V169H236ZM248 168V169H247ZM126 169V170H125ZM140 169H142V166H141V168ZM161 170L163 169V170H166V168H160ZM173 169V167L172 168H169V170H172ZM201 169V170H200ZM234 169V170H235ZM147 170H149V169H147ZM160 170V172H162ZM168 170V169H167ZM31 170H29V172H30ZM201 171V172H200ZM217 171V170H216ZM245 171V172H244ZM250 171V172H249ZM148 172H149V174H148ZM157 172H159V171H157ZM159 172V173H160ZM242 172V173H241ZM254 172V171H253ZM33 171H31V173H29L28 175H29V179L30 178H32L33 177ZM217 173H219L220 174V172H215V174L217 175ZM234 173V174H233ZM237 173H238V175H237ZM31 174V175H30ZM218 174V175H219ZM241 176H240V175ZM253 174V173H252ZM24 175H26L27 176V172H26V174H24ZM122 175V174H121ZM144 175V176H145ZM221 175V174H220ZM219 175V176H220ZM226 176H227V174H225ZM225 175L224 176H220V178H224L225 177ZM21 176L24 178L25 176H23V174H21ZM31 176V177H30ZM158 176V175H157ZM194 176V175H193ZM242 179H240L239 177ZM244 176V177H243ZM21 177V178H22ZM61 176H57L56 178H55V180H54V182L53 183H60L59 184V186L62 188V186L64 185V189L63 190H61V188H59V186H58V184H53V186H56V187H54V188H52V190H55L56 188L57 189H59L58 191H53V193H55V192H57V193H60L59 191H61V193L60 194H58L59 195V197H58V199H59V201H58V199L56 198V200L58 201L57 203L59 204L60 203V206H61V202L62 203H64L65 201V203H67L68 201V199L72 196V193L74 192L73 190V192L71 191V189L70 188H68L69 186H72L71 184L68 186L67 185V183L65 182V184H63V181L64 180H61V178H63V177H61ZM86 177V176H85ZM131 177V176H130ZM154 177H156V176H154ZM159 177V176H158ZM181 178H183L184 179V177H182V176H180ZM199 177V176H198ZM217 177V176H216ZM247 177V180L246 179H244V178H246ZM57 178H60V179H57ZM87 178H88V174H87ZM142 178H143V176L139 179L140 181L142 180ZM179 178V177H178ZM185 178V179H186ZM190 178V179H189ZM17 179H18V177H17ZM16 179V180H17ZM64 179V178H63ZM74 179V178H73ZM73 179H70V180H72V181H76V180H73ZM76 179V178H75ZM159 179H161L160 177L159 178H157L156 180H155V178L153 179L154 181H152V182H150V185L152 184V186H154V184L153 183H155V185H156V183H158L159 182V185H157V186H159L158 188H159V190H157L158 192H160V188H161V185H162V181H158ZM189 179V180H188ZM198 179V180H197ZM224 179V180H225ZM15 180V183L13 184L14 186H16L17 185V181ZM19 181H20V177H19V179H18ZM22 180V179H21ZM25 180H27L26 178H25ZM24 180V181H25ZM58 180V181H57ZM69 180V181H70ZM162 180V179H161ZM244 180H246V181H244ZM19 181H18V185L17 186H20V184L23 182V180L22 181H20L21 183H19ZM65 181H66V179H65ZM72 181L71 182H68V184L69 183H72ZM77 181L78 182H80L79 181V179H77ZM155 181H157V182H155ZM200 182H201V180H199ZM250 183H249V182ZM77 182V183H78ZM101 182H103V181H101ZM184 182V183H183ZM242 182V183H241ZM77 183H76V185H77ZM81 183V182H80ZM95 183H97L99 186H97V184H96V186H95V184L93 185V184H87L88 185V187H92L91 185H93V187H92V189H91V191L90 190H88L89 192H93V196H94V194L95 195H97L98 196V198L99 197H102V198H104V199H109V198H113L114 197V194H113V192H114V190H116V189H114V188H117V186H118V189H119V185L118 184H116V185H114V184H110L109 186H107V184L105 185V186H107L106 188L105 187H103L102 186V184H101V186H100V182H95ZM113 183H115V182H113ZM202 183V182H201ZM244 183V184H243ZM252 183V184H251ZM63 184V185H62ZM179 184V185H178ZM182 184H183V186H184V190H185V188H186V190L185 191H183V192H181V189H183L182 188ZM185 184V185H184ZM203 184V183H202ZM243 184V185H242ZM250 184L252 185V187L250 186ZM255 184H256V186L257 187H255ZM73 185H74V187H76V185L73 183ZM79 185V184H78ZM86 185V184H85ZM111 185H113L112 186V188H113V192L111 191V193L113 194H110V192H109V189L111 190ZM142 185H144L145 186V184L144 183H142ZM172 185H173V183H172ZM188 185V186H189ZM193 185V186H192ZM200 185V186H199ZM206 185V184H205ZM52 186V187H53ZM66 186H68V187H66ZM95 186V187H94ZM116 186V187H115ZM177 186V187H176ZM204 186V185H203ZM207 186V185H206ZM223 186V185H222ZM221 186V187H222ZM234 186H236L235 188L237 189V191H239V192H236V191H234V190H236L235 188L234 189H232ZM254 186V187H253ZM259 186V187H260ZM66 187V188H65ZM74 187H72V188H74ZM87 187V188H88ZM143 187V186H142ZM190 187V188H191ZM209 187H211V186H209ZM135 188V189H134ZM138 188H141V187H138ZM154 188H156V186H154ZM189 188V189H190ZM204 187H202V189H203ZM220 188V187H219ZM264 188V187H263ZM56 189V190H57ZM201 189V188H200ZM95 190V191H94ZM139 190V189H138ZM223 190H224V192H223ZM253 190V189H252ZM252 190H250V193H251V191ZM144 191L145 190H143L142 192L144 193ZM156 191V190H155ZM199 191H201L202 192V190H199ZM150 191H146L145 193H144V195L146 194V193H149ZM151 192H152V190H151ZM157 192V193H158ZM175 192V193H174ZM204 192H206L205 190H204ZM203 192V193H204ZM9 193H11L12 194V191L10 192L9 191ZM8 193V194H9ZM103 193V194H102ZM143 193H140V195L142 196V194ZM154 193V191L152 192V194ZM156 193V194H157ZM170 193V192H169ZM183 193V194H182ZM244 193V192H243ZM249 193V192H248ZM11 194H9V196L11 195ZM92 194V193H91ZM191 195L192 197L191 198H189V199H191V200H187L186 199V195ZM205 194V193H204ZM37 195H45V196H48V195H46V193H42V194H37ZM36 195V196H37ZM68 195V196H67ZM73 199H74V197H77L74 193H73ZM125 195V194H124ZM146 195H148V194H146ZM144 196V198H143V196H142V198H143V200H142V198H140V196H139V200H136V199H138L137 197L138 196H136L135 198L136 199H134V201H132L131 200V202H133V204L131 203H129L131 206H137V204H142V205H144L145 204V201L147 202V198H148V201L150 202L151 200H149V196L151 195V193H149V196ZM202 195V194H201ZM228 195V196H229ZM2 196H3V194L1 193L0 194V200H1V198H2ZM35 196V197H36ZM44 196V197H45ZM92 196V197H93ZM110 196V197H109ZM112 196V197H111ZM154 196V195H153ZM197 196V195H196ZM211 196V197H210ZM227 196V197H228ZM32 198L31 200H23V201H21L18 205L16 204V205H11V206H7V205H9V204H6V208L5 209H3V211L2 210H0L1 212H3L4 213V215L1 213V215H3V216H5V214H6V217L5 218H7V217H9V216H7V214H9L10 215V213L12 212V211H15V208L17 207V208H22V209H17V211L19 210V212L20 213H22V212H24V211H27V210H29V209H32V208H34V207H36L39 203H38V201H36V198ZM43 197V198H44ZM50 197V196H49ZM48 197V198H49ZM125 197V200H127L126 199V196H124ZM151 197V196H150ZM189 197V196H188ZM41 198H42V196H41ZM40 198V199H41ZM47 198V197H46ZM45 198V200L43 199V201L46 203V204H49V205H44L45 206V208L43 207L42 208V210H41V207L43 206V204H44V202L40 205L41 207H40V213H39V217H38V220L36 221V222H33V223H31V228H30V233H24V235L23 236H25L24 237V240H23V236H22V240H23V242L24 243H21L22 242V240L21 239H19L18 237H19V234H18V239H19V241H21V242H19V243H14V242H12V243H14V244H10V242H11V240H10V242H9V238H10V235L12 234V232H13V229L11 228V227H13V225L11 224V226H8V224H6V226H5V228L4 229H2L0 232L2 233H0V254L2 253L1 251H3V253L5 252V249H6V252H5V254L6 253H8V252H17V250L18 251H22V252H24V253H32V254H34V252H36L39 248H40V246H41V243L40 242H38V241H32L31 240V238H38V237H41L42 235H43V233H44V231L42 230L43 228L45 229V227H44V221L45 220H47L48 221V219H49V217H50V214H49V212H50V210L48 211V209H46V206L47 207H53V205H54V203L56 202V201H54V203H50V202H52V200L48 203V199H46ZM97 198V199H98ZM152 198V197H151ZM167 198V197H166ZM184 198V200H185V203H184V201L182 200ZM198 198V199H199ZM218 198V199H217ZM38 199H39V197H38ZM40 199H39V201H40ZM71 199V198H70ZM69 199V200H70ZM78 199H79V201H78ZM78 199L76 198V201H78V202H80V197H78ZM204 199V200H203ZM214 199V197H213V200H215ZM48 200V201H47ZM99 200V199H98ZM118 201H119V199H117ZM135 200H136V202L137 203H135ZM196 200V202L195 203H197V201H199L200 202V204H199V206H197V204L196 205H194V206H196V207H193V206H191L192 204H194V201ZM215 200V201H216ZM115 201V200H114ZM113 201V204H112V201H111V203L109 204V202L106 204L107 206L104 208V207H99V208H96V209H93L94 211V213L91 211V213H89V218L88 219H86L87 220V222H86V224H84V226L81 228V226H80V228H78L77 226H79L80 224L79 223H77V222H75V225H73V223H74V221L76 220V218H72L71 220V227L69 226V229H67V230H64V235L62 236V238H63V240L66 242L65 243V245L63 244V248L61 247V245H60V248L62 249V252L60 253V254H62V255H65V254H63L65 251H63V249H65L64 248V246L65 247H67L66 249H68V247H70L71 248V250L73 249L71 246H72V244H71V242H72V240L74 239H72V240H70L72 237H74L75 235H80V234H83V235H85V236H87V237H89V240H90V238H97V236H99L100 234L101 235H103V233H104V231L106 230L107 231V229L109 228H111L112 226V224L111 223H108V224H111L110 225V227L108 226V225H106V227H107V229H105L104 231H103V227L102 226H100V224L101 223H98V221H99V219L98 218H100V216L101 215H104V216H107L108 218H110V222H112L111 220V218L112 217H114L115 218V216H117L115 219H118L117 221L116 220H114V218H113V220H114V223L116 222V224L117 225H115V224H113V225H115V227L117 228V230L119 229V230H121V228L122 227H124V224H125V222L127 221L128 222V220L127 219H125V217L126 218H128L129 217V215H130V213L129 214H127L128 213V211L129 210H132L133 209V207H132V209H130V207L126 204V202L127 201H125L124 202V200H122V197H121V200L118 202H114ZM174 203H173V202ZM218 201V202H219ZM129 202V201H128ZM148 202V203H149ZM198 202V203H199ZM213 202V201H212ZM57 203H55V204H57ZM147 203V204H148ZM167 203H168V201H167ZM185 204V206H184V204ZM209 203V202H208ZM215 203V202H214ZM58 204L56 205V206H58ZM150 204V203H149ZM212 204V203H211ZM258 204V203H257ZM257 204H255V205H257ZM262 204V203H261ZM64 205V204H63ZM116 205V206H115ZM252 205V204H251ZM19 206V207H18ZM56 206H54V208H56ZM145 207L147 206L146 204L144 205ZM206 206V205H205ZM257 206H260V203H259V205H257ZM262 206V205H261ZM59 207V206H58ZM57 207V208H58ZM138 207V206H137ZM140 207V206H139ZM138 207V208H139ZM148 207V206H147ZM180 207H182L181 209H182V211L180 210ZM183 207H185V208H183ZM251 207V206H250ZM249 207V208H250ZM2 208H3V206H2ZM104 208V209H103ZM252 208V207H251ZM249 209V210H251V213L248 215L247 214V216L246 217H244V218H246V219H242V222L240 221H238V220H234V219H236V218H240L241 216L240 215H238L237 213H236V210H232V212H233V214L234 213H236L239 217H236L235 216V214L233 215L234 217H231V215H229L228 213H226V214H223V215H221V216H217L218 214H216V216L218 217V219H217V223L215 222L213 225H211V226H209L210 228H208V231H206V230H203L202 228H200V227H198L196 224V226H194L195 227V229H194V231H191V228H190V233L188 234L189 236H188V238H186V236H187V232H185V233H183V234H181V235H177V234H175V232H172V233H174V234H172L171 233V231H173L172 229H170L171 231L169 232H166V234H165V230H163L164 231V233L163 234H165L166 235V237L162 234L161 236L164 238L163 240H160V239H158V240H155L154 241V239L153 240H151V242H150V244L148 245V244H146V242H144V243H142V241L141 242H139V244L140 243H142V244H146V246L144 247V248H142V249H140L139 250V248L140 247H138V243H137V245L136 244H133V245H129V246H127L126 248H123L124 250H118V252H116V251H113V252H115V254H114V256L112 255V257H110L111 255H110V253L108 254V257H109V260L107 259V261H108V263H110V264H112V263H114V264H116L115 262H117L118 264H119V262H120V264H121V261L123 262H125V260H129L130 258H132L133 256H134V254H139V253H142V255L145 257V258H149L150 259V255H151V257H152V254H157L159 251V249L161 250V248H165L164 250L166 251V249H168V251H171L170 250V247H177L176 249H175V251H174V249H173V252H172V255L174 254L175 255V253H176V255L180 252V251H182L183 252V249H184V254H179L180 256H181V258L183 257V255H185V257L189 254V252H187V251H185L186 249L189 251L190 249H191V246H196L195 248H197V250H209V249H205V248H209L210 246H209V244L211 245V243L213 242V244L216 242V240H220L221 241V239L225 236L226 237V235H225V233H227L228 234V232H226L227 231V229H229L230 230V228H231V226L233 227L235 224L237 225V223H239V230H240V232L241 231H247V229L249 230H252V231H255V234H256V231H257V233H258V231L263 227L264 228V217H263V215L264 214H260L261 212H260V210H261V208H264V207H260V209L258 208V207H253L252 209ZM44 209H46V211H48V216H46L47 217V219L45 218H43L44 216L43 215H46V213L47 212H45V214H41V213H44ZM136 210H137V208H135ZM142 209V207L140 208V210ZM148 209V208H147ZM166 209H167V212H169L168 214H167V212H166ZM184 209V210H183ZM52 210V209H51ZM117 210V211H116ZM120 210V211H119ZM230 210V209H229ZM259 210V211H258ZM9 211V212H8ZM16 211V212H17ZM41 211H43V212H41ZM124 211V212H123ZM143 211V210H142ZM228 211V210H227ZM51 212H53V211H51ZM131 212V211H130ZM164 212H166L165 213V215L163 214ZM231 212V213H232ZM264 212V211H263ZM14 213V212H13ZM108 213V214H107ZM132 213V212H131ZM141 213V212H140ZM230 213V214H231ZM248 213H249V211H248ZM91 214V215H90ZM93 214V215H92ZM96 214V215H95ZM117 214V215H116ZM142 215H141V218H140V222H145L146 220L147 221H150V219H152V218H150V219H146V217H147V213H146V210H144V213H141ZM144 214H146V215H144ZM211 214H212V212H211ZM253 214V215H252ZM12 215V214H11ZM52 215V214H51ZM88 215V214H87ZM126 215H128V217L126 216ZM138 215H139V213H138ZM172 217L173 215L175 216H173V219L170 217V216ZM209 216H210V212H209V214H208ZM215 214H213V217H209V220L211 219V218H213V220H214V218H216V216H214ZM220 215V214H219ZM225 215V216H224ZM252 215V216H251ZM43 216V217H42ZM94 216V217H93ZM103 216V217H104ZM121 216V217H120ZM140 216V215H139ZM205 216H206V214H205ZM204 215H203V218L205 217ZM248 216H249V218H248ZM262 216V217H261ZM42 217V218H41ZM54 217V215H52V218ZM86 217H88V216H86ZM102 217V216H101ZM123 217V218H122ZM150 217V216H149ZM148 217V218H149ZM170 218L169 220L170 221H166V219L167 218ZM200 217H202V216H200ZM260 217V218H259ZM51 218V217H50ZM92 218V219H91ZM105 218V217H104ZM159 217H157V219H158ZM206 218V217H205ZM234 218V219H233ZM44 219V220H43ZM54 219H55V217H54ZM75 219V220H74ZM97 219H98V221H97ZM107 219V218H106ZM160 219H162V218H160ZM160 219H158V220H160ZM163 219H162V221H163ZM226 219V220H225ZM50 221H53V219L51 220V219H49ZM153 220H155V222H154V224H156V219H152L151 220V222H147L146 221V223L149 225L150 223H153ZM168 220V219H167ZM198 220H201L200 218L198 219ZM198 220H197V222H198ZM203 220V219H202ZM204 220H206V219H204ZM212 219H211V221L210 222H214ZM233 220L234 221H237L236 223H234V225H233ZM245 220V221H244ZM263 220V221H262ZM44 222V223H40V222ZM49 221V222H50ZM97 221V223H95ZM108 221V220H107ZM162 221H160V222H162ZM159 222V221H158ZM200 222V221H199ZM255 222V223H254ZM84 223V222H83ZM82 223V224H83ZM113 223V222H112ZM145 223V224H146ZM168 223V224H169ZM207 223H209L208 221H207ZM232 223V224H231ZM47 224V223H46ZM45 224V225H46ZM137 224H138V217H137ZM140 224V223H139ZM144 223H143V225H145ZM159 224V223H158ZM157 224V225H158ZM161 224V223H160ZM165 224V225H164ZM199 224H201V223H199ZM198 224V225H199ZM228 224V225H227ZM230 224H231V226H230ZM251 224V225H250ZM9 225H10V223H9ZM98 225V226H97ZM101 225H103V224H101ZM141 225V224H140ZM139 225V226H140ZM227 225V226H226ZM235 225V226H236ZM248 225V226H247ZM8 226V227H7ZM94 226V227H93ZM103 226H105V225H103ZM138 226V225H137ZM136 226V227H137ZM147 226V225H146ZM153 226V225H152ZM155 226V225H154ZM160 226V225H159ZM162 226V225H161ZM173 226H174V224H173ZM173 226L171 225V228H173ZM213 226H215V227H213ZM230 226V227H229ZM105 227V228H106ZM168 227H170V225H168ZM175 227V226H174ZM193 227V228H194ZM202 227V226H201ZM208 227V226H207ZM206 227V228H207ZM213 227V228H212ZM229 227V228H228ZM115 228V229H116ZM124 228H126V227H124ZM141 228V227H140ZM140 228L138 229V232H139V230H140ZM142 228H143V230L144 229H148V228H150V226L149 227H145L144 228V226H142ZM196 228H197V230H196ZM200 228V229H199ZM205 228V227H204ZM113 229V228H112ZM112 229H110L111 230V232H115L116 230H113L112 231ZM134 229V228H133ZM87 230V231H86ZM94 230V231H93ZM109 230V231H110ZM122 230H123V228H122ZM135 230V229H134ZM175 230V229H174ZM200 230V231H199ZM228 230V231H229ZM238 230V229H237ZM43 233H42V232ZM80 231V232H79ZM98 231V232H97ZM102 231H103V233H102ZM126 231V230H125ZM124 231V232H125ZM141 231V230H140ZM162 231V232H163ZM252 231H248V232H246V234L247 233H250V232H252ZM261 232H262V230H260ZM6 232V233H5ZM8 232V233H7ZM74 232V233H73ZM117 233H118V231H116ZM120 233H122L123 231H119ZM136 232H137V228H136ZM135 231H134V233H136ZM202 232V233H201ZM239 232V233H240ZM261 232H259L258 234H261ZM4 233V234H3ZM63 233V232H62ZM119 233V234H120ZM241 233H244L245 234V232H241ZM240 233V234H241ZM253 233V232H252ZM8 234V235H7ZM21 234H23V233H21ZM255 234L253 233V237L255 238V239H257V237L255 236ZM12 235H14V233L12 234ZM12 235H11V237H12ZM15 235H17V233L15 234ZM61 235V234H60ZM82 235V236H83ZM100 235V236H101ZM184 235V236H183ZM191 235V236H190ZM262 235V234H261ZM58 237H59V235H57ZM81 236V235H80ZM159 236V235H158ZM251 236V235H250ZM3 237V238H2ZM8 237V238H7ZM61 237V236H60ZM76 237V236H75ZM161 237V238H162ZM184 237V240L182 239ZM253 237H251L252 239H254ZM20 238H21V235H20ZM49 238V237H48ZM52 238V237H51ZM54 238H57V237H54ZM54 238H52V239H54ZM61 238V239H62ZM66 238V239H65ZM156 238V237H155ZM157 238H159V237H157ZM156 238V239H157ZM186 238V239H185ZM192 238V239H191ZM246 238V237H245ZM4 239V240H3ZM5 239H7L6 241H5ZM17 239V240H18ZM68 239V240H67ZM88 239V238H87ZM98 239V238H97ZM248 239H250V238H248ZM252 239H250V241L252 240ZM51 240V239H50ZM50 240H48L47 242L49 243L50 242ZM96 240V239H95ZM183 240V241H182ZM226 240H229V239H225L224 238V241H226ZM264 240V237H263V239H262V242L260 243V244H257L258 242L256 241H254V242H251L250 243V241L248 242L250 245H248V244H246V246L244 245H242L243 246V248H242V246H241V248L240 247H237L238 249H239V251H237V252H233V250L234 249H236V248H234V247H232L233 246V243H232V241L231 240H229V241H231V245H230V248L232 247V249H230L229 248V246H227V243H226V246H223L220 250L218 249V251H216L215 252V254H211L210 256H208V252H207V254H205L207 257H210V259H208L207 261H203L201 264H257V263H259V264H263L264 263V244H263V241ZM56 241H58V240H56ZM62 241V240H61ZM60 240H59V242H57V243H60L61 242ZM63 241V242H64ZM68 241H71V242H68ZM91 241H92V239H91ZM98 241V240H97ZM140 241V240H139ZM162 241V242H161ZM210 241V242H209ZM244 241H245V239H244ZM253 241V240H252ZM7 242V243H6ZM47 242L46 241H44V245H46L47 244ZM52 242V241H51ZM51 242L48 244L49 246L51 245ZM54 242H55V240H53V245H54ZM95 242L96 241H94V239H93V242H91V244H95ZM131 242H133V241H131ZM130 242V243H131ZM135 242V241H134ZM149 242V241H148ZM147 242V243H148ZM227 242V241H226ZM242 242V241H241ZM21 243V244H20ZM73 243V242H72ZM8 244V245H7ZM61 244V243H60ZM141 244V245H142ZM205 245V246H207V247H205V248H203V245ZM225 244V243H224ZM223 244V245H224ZM241 244V243H240ZM245 244V243H244ZM67 245V246H66ZM128 245V244H127ZM148 245V246H147ZM198 245H202V247L201 246H198ZM258 245V246H257ZM18 246V247H17ZM74 247H75V245H73ZM198 246V247H197ZM212 246V245H211ZM250 246V247H249ZM252 246V247H251ZM15 247V248H14ZM20 247V248H19ZM167 247V248H166ZM189 247H190V249H189ZM202 248V249H200V248ZM262 247V248H261ZM14 248V249H13ZM145 248H147V249H145ZM223 248H224V250H223ZM226 248V249H225ZM229 248V249H228ZM60 249V250H61ZM65 249V250H66ZM158 249V250H157ZM194 249V247L191 249L192 251H194L193 250ZM237 249V250H238ZM127 250V251H126ZM131 250V251H130ZM178 250H180V251H178ZM190 250V251H191ZM232 250V251H231ZM141 251V252H140ZM148 251V252H147ZM156 251H158L157 253H156ZM192 251H191V253H192ZM67 252H68V250H67ZM186 252H187V254H186ZM2 253V254H3ZM181 253V252H180ZM190 253V254H191ZM206 253V252H205ZM224 253V254H223ZM234 253V254H233ZM236 253V254H235ZM105 254H103V256H104ZM110 255V256H109ZM142 255H140L139 254V256H142ZM149 255V256H148ZM48 256V255H47ZM44 257V258H42V259H40L39 261H37L38 259H37V257L34 255V256H32V258L30 259L31 260V262H33L32 264H38L37 262H41L40 264H47L50 260H51V255H49L48 257ZM97 256H99V257H97V258H100V255H97ZM102 256V255H101ZM136 256V255H135ZM138 256V255H137ZM205 256V257H206ZM84 257V256H83ZM106 258H107V256H105ZM166 258L167 257H169V256H165ZM164 257V258H165ZM171 257H173V258H175V260L173 261V262H171V260L170 261H168L169 262V264H195V263H193L194 262V259L192 258L191 259V257L188 255V257H190V258H188L190 261L191 260H193V262H189V261H187L188 259H185L184 257V259L186 260V261H184L183 259V261H180L179 260V256H171ZM93 259H86V258H81L80 259V262H79V259H78V261H76V262H79V263H77V264H99V263H103V259H101L102 261H100L99 262V260L97 259V258H94V257H92ZM104 258V257H103ZM134 258V257H133ZM140 258H143V257H140ZM147 258V259H148ZM162 258V257H161ZM213 258H215V259H213ZM232 258V259H231ZM50 259V260H49ZM86 259V260H85ZM105 259V258H104ZM117 259V260H116ZM163 259V258H162ZM170 258H168V260H169ZM228 259V260H227ZM244 259V260H243ZM146 260V259H145ZM160 261H161V259H159ZM164 260L165 259H163L162 261V263H164ZM173 260V259H172ZM177 260H179V261H177ZM222 260V261H221ZM237 260V261H236ZM255 260V261H254ZM156 261H158V259L156 260ZM160 261H159V263H160ZM167 261V260H166ZM75 262V263H76ZM99 262V263H98ZM106 262V261H105ZM128 262V261H127ZM126 262V263H127ZM130 262V261H129ZM168 262H165V264L166 263H168ZM195 262H200V261H197V260H195ZM208 262V263H207ZM250 262V263H249ZM74 263V262H73ZM159 263H157V264H159ZM62 264H64V263H62ZM65 264H66V262H65ZM68 264V263H67ZM69 264H71V263H69ZM105 264V263H104ZM107 264V263H106ZM125 264V263H124ZM197 264V263H196Z\"/></svg>", "mask_w": 264, "mask_h": 264}]
</instances>
